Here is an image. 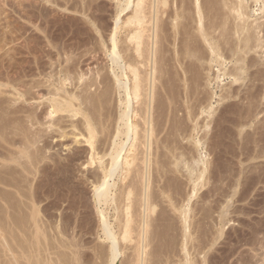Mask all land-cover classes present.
<instances>
[{"label": "bare ground", "instance_id": "obj_1", "mask_svg": "<svg viewBox=\"0 0 264 264\" xmlns=\"http://www.w3.org/2000/svg\"><path fill=\"white\" fill-rule=\"evenodd\" d=\"M31 1V0H30ZM39 1V0H38ZM48 1V0H47ZM51 0H49L48 2H50ZM60 2L62 1V0H59ZM64 1V0H63ZM72 1V0H71ZM70 1V2H71ZM74 1V0H73ZM72 1V2H73ZM76 1V0H75ZM74 1V2H75ZM80 1V0H79ZM85 1H88V0H84L83 2L85 3ZM97 2H98V0H96ZM101 1V0H100ZM100 1H99V3H100ZM114 2H116V3H113V4H115L114 6H115V11H114V13H111V14H114V16L112 15L111 17H113V27L112 28H110L111 29V32H110V30H109V32H107V33H109L110 35V41H111V45H112V47H111V50H109V48H108V50H107V52H109V58H110V61H111V72H109V73H111L112 74V78H113V80H110V79H108V81L110 80V81H112V83H111V85L109 86V82H107L106 80V75L108 74H106L105 75V78H101L100 77V72H98L99 70H100V67H98L99 68V70L97 71V70H95L94 72H98L99 73V75H97V73H94L93 74V72H91L90 74L89 73H87V75L89 74L90 76H91V74H93V76H95V78H93L92 79V77L91 78H89L88 77V79H87V77H86V80H84V77L86 76L85 74L86 73H84L83 74V72H82V70L83 69H80L81 70V72L82 73H80L79 71H72V70H75V69H77V68H75V69H70L71 67H72V65H70L71 67L69 68V69H67V65H63L62 64V66H65L66 67V71H64V72H60L61 70H59V73H62L60 76L58 75V74H56L54 71H55V69L54 68H56L55 66H58L59 64H56L55 66H52V69L50 70L49 69V67H48V72H47V74L45 73V72H43V73H41V74H43V76L42 75H40V76H42L43 78H44V75H47V78H46V82H49V84H46V86L45 85H43V84H40V85H37L38 83V81L36 80V82H35V80H32V82H34V84H36L35 85V88H38V86H41V85H43V86H45V87H47V89H46V91L45 92H40L41 90H43L42 88H44L43 86H42V88L40 87V91H39V89H36L37 91H35L34 93H32L31 92V88H29V89H31V90H29V89H25V87H26V85H27V83L29 82H31V81H28L27 83L26 82H24V85H22L21 83V85L18 83V82H16L17 80H19L20 78H18L17 76H19V75H16L14 78H12L13 80H11V77H13V76H11L10 75V77L8 76V72H9V70H8V66H10V65H8L7 67H4V70H0V243L2 242V243H4V245L6 246V248H7V250L8 251H10L12 254H13V257H11L12 258V260L9 258V260L7 259V261L4 263V264H42V262H44V261H42V260H46L45 258H47V255H46V257H44L43 255V259H42V257L39 259L38 257L39 256H41L40 254H42V253H40V251L41 252H43V250H42V248H41V241H40V237L38 236V234H39V231L37 230L38 228H41L40 226L42 225V222H43V220H42V217H43V219H45V218H47V217H49L50 215L49 214H51L52 212V210H50L51 209V207H50V209H45L46 211H48V210H50L49 211V216H46L45 218H44V215H42V217H41V215H40V213H42L41 211L43 210L44 211V208H45V203H44V205H42L43 206V209H40V207H39V203H40V206H41V204H43L41 201H43L42 199L43 198H41L42 197V195L45 193H51V195H52V193H55V194H57L58 193V195H61V197H62V195L63 196H65V199H66V197H67V200L65 201H63V199L62 198H64V197H62L61 198V200H62V202H64V204H65V202H66V204H65V206L67 205V206H69L67 203V201H68V198H70V195L71 194H73V193H71L72 192V190H74L75 188H77V186L74 188V187H72L71 185H69L68 183H70V182H73V181H71L70 179H72V176H71V174H72V172H71V169H73L74 167H73V164H75V163H72V161H78V164H75V165H79V163H80V165H79V168H80V166L81 167H83V168H93L94 170L93 171H90V174H89V176H90V178H91V182H90V184H91V186H93V198H94V202H95V204H97V205H99V209L98 208H96L97 209V217H98V224H99V227H100V230L102 231V236H103V241L106 243V245H105V247L104 248H106L105 250H102L103 249V247L102 248H100V252L99 251H97L98 252V254L96 255V251L94 250V251H92V252H95V255L98 257H96L97 259H103V263H102V260H100V263L101 264H118V262H120V258H119V256H120V254H122L121 252H123L122 251V249L124 248V249H126V244L128 245V248L130 249V255H129V258H128V262H129V264H155L154 262H152L151 263V260H154L155 259V261L156 260H158V261H156V264H158V263H164V264H208L210 261H212L213 259H214V256L212 257V260L210 259V261H208V258H209V256H208V254H209V250H205V249H210L214 244H215V242H216V240L219 238V236H221V233H222V229L224 228L223 227V223H227V222H225L226 220H225V216H226V211H225V209L227 208V205L228 204H226V208L225 207H220V208H218L219 209V215H218V221H219V225H221V228H220V230H219V235H218V232H217V234H216V232L215 233H212V235L210 236V234H208L207 233V235L206 234H204V235H206L207 237H208V235H209V237L207 238V237H205V236H202V235H198V234H196V232L198 233V231L200 230L201 231V228H202V231L201 232H203V233H205V232H207V228H206V231L204 230L205 228L204 227H202V225H201V228L199 229V222L201 221V220H199V222H198V219H197V222H198V224H197V226H195L194 227V225L197 223L196 222V219H194V217H192V219L193 220H195V222L194 221H192V222H194L195 224L193 225V223L189 220V218L191 219V213L190 212H192L193 213V211L194 210H197V209H195V207L193 208V206H194V203H192L193 204V206H191V208L193 209V211H192V209L190 208V205H189V203H190V197L188 196V195H185V197H184V194L183 195H181L180 194V192L181 191H179V189H178V187H180V185L178 186V185H176V183H172V182H170L169 181V179L170 178H174L175 177V175L177 174H175L173 171H171V169L169 168V167H171V166H174V167H172V168H174L175 169V171L177 170L178 171V173H180L181 172V168L180 167H182V165L180 166V164H183L184 165V167H186V171H187V173L185 174L186 175V180L188 181V183H191L192 185H193V187H191L192 188V191H193V193H195L194 191H196L195 190V187H197V183H198V181L202 178V176L204 175V173L206 172V171H208L209 173H211L212 171L211 170H213V168L211 169H209L208 170V162H207V159H206V162L207 163H205L204 162V158L202 159V158H200V156L198 157V158H195L194 156H191V155H193L192 153L191 154H189L190 153V150H189V148L187 147L186 149H188V150H183V149H181L182 147H180L179 146V144H178V137L177 138H175V140H174V144H172L171 142H170V140L173 138V137H171L172 136V131H174V134H175V131L176 132H179V129L181 128V129H183V127H184V129L185 130H187V128H185V126H182V124L181 125H179L178 123H177V120L178 119H180V117H178L177 115H178V111L179 110H181V109H179L177 106L178 105H180V104H178V105H175V102H180V101H175V102H173V99H175V98H173V99H171L172 98V96L174 95L173 93L175 92H171V90H172V88H174V84H172V86L173 87H171V90H170V84L172 83V80L173 81H175L173 78H172V75H171V79H169L170 77L168 76V75H170V74H168L169 73V70L171 69H167V71L165 72V71H163L165 74L163 75L162 74V72L160 71V67H159V65L157 64L159 61H162L163 62V58H167V56L169 57V59L167 58V61L169 60L170 61V56H171V54H169L168 55V50H170L169 48H168V45L166 44V43H163V44H166V46L167 47H164V48H161V49H164L165 50V48H166V51H167V56H165L164 54H163V58L161 59V57H160V59L161 60H156V54H157V52H156V47H157V45L158 46H160V43L158 44L157 42L159 41L158 40V38L157 37H159L158 35V30L160 31L161 29V25H160V27H158L159 25H158V23H157V19H158V16L160 17V15H163V14H165V13H167V14H165V16L167 15L168 17H169V21H171V23L170 24H172V26H173V28H175L172 32H175L176 33V31H178L179 30V25L180 24H178V22L180 21L179 19L180 18H182L183 16V14L184 13H182L184 10H185V8L186 7H184V6H187V4H183L184 3V1L185 0H180V3L179 4H177V2H176V4L173 6V8L169 11L168 10V12H166V6L168 5V0H113ZM203 0H195V1H192L193 2V7L192 8H194L195 10V12H194V14L196 13V17L195 16H193V14H191L190 12V14L192 15V17H194L193 18V25H192V27H193V29H196L197 31H198V33H199V35L197 34V32L196 31H194L193 29V31H191V28L192 27H190L191 26V24H189L190 26V31L192 32V33H196V36H198L197 38H195V37H193L192 39H198V42H202V43H200L201 44V46H202V44H203V47L205 46V48L204 49H206V50H204L202 47H200V48H202L204 51H205V53H204V51L202 52V51H200V48H199V46H198V49L196 48V46H194V44L192 43V42H197V41H195V39H194V41L192 40V42L191 41H189L188 39V41H186V36H185V34H184V32L186 33L187 31H185L186 29L184 28V26H182L181 25V27L182 28H184V29H182V32H180V31H178L177 33H183L184 35L182 36V34H176V35H180V36H182L183 37V41H182V45H184L183 44V42L185 43V45L181 48V50H180V48H177V51L175 52L176 54H177V58H176V60H177V62H175L176 60L175 59H173V61H174V66H176L175 65V63L177 64H180V66H178V67H176V68H178V69H180V70H183L184 69V73L186 74V86H184V84H183V82L181 81V83L183 84V86L186 88V91H185V94H183V95H185V97H186V99H185V97H184V99L183 100H187V102L189 101V100H192L193 101V106L192 105H188L189 103H186L185 101L183 102V103H186V104H184L185 106L186 105H188V108H187V110L189 109H191V107H193L192 109H199L198 108V106L200 105L199 103L201 102V109H200V113H203V112H207V111H209V112H207L206 114H212V111H211V109H212V102H211V100H212V98H213V96L214 95H216V93H210V96L209 95H207V96H209V97H207L206 99H205V96H203L204 97V99H203V97L201 96V98H200V95L202 94V92H203V95H204V91H202V90H199V88H197L196 89V87H197V84L199 83L198 82V79L199 78H197V71H199L198 70V68L196 67V63H194V62H197V66H198V63L201 61L202 63L207 59V61L211 64V63H213V62H217V64H224V62H223V60H226V58L227 57H234V56H236L235 58H234V62H233V65H235V67L234 66H232L233 67V69H228V71L229 72H224L227 76H229V77H231L230 79V81H231V84L232 83H241V85H239L240 87L244 84V81L246 82V78H247V75L249 74V73H247V71H249L248 69L250 68H253V67H256V66H258V64H261V66L264 64V0H220L221 1V3H218V2H220V1H218L217 2V0H215V2H213L212 0H204L203 2H202ZM214 3V5L216 4L217 5V3L218 4H222L220 7H224V10L226 9V7H227V13L225 12V11H223V13L225 12V14H226V16H227V18L224 16V14H223V16L221 15L222 14V12L220 13V12H218L219 11V8L217 7V6H215V7H217L218 8V13H220V18H219V22L221 23H219L218 21V23H216L215 24V21L213 20V21H211V19H210V21L211 22H209V17L208 16H210V18L211 17H213V15H211L212 14V12L210 11V10H215V12H214V16H217V14L218 13H216V9H214V8H211V3L212 2ZM29 2V1H28ZM60 2H56V5L58 4V3H60ZM66 2H67V0H66ZM65 2V3H66ZM68 3L69 5L71 4V3ZM77 2V1H76ZM75 2V3H76ZM88 2H90V5L92 6V3H91V1H88ZM88 2H86V6H90V5H88L89 3ZM93 2V1H92ZM191 2V3H192ZM248 2H250V3H248ZM1 3V2H0ZM7 3V2H6ZM40 3H41V1H40ZM63 4H64V6H65V3L64 2H62ZM62 3H61V6H59L60 8H62L63 6H62ZM75 3L73 4V5H75ZM78 4H79V2H77ZM81 3H82V0H81ZM94 3H95V0H94ZM93 3V4H94ZM102 4H103V2H101ZM101 3H100V7H101ZM213 3H212V5H213ZM10 4V3H9ZM45 4V3H44ZM47 4V3H46ZM50 4V3H49ZM51 4H53V2H51ZM78 4H77V6H78ZM112 4V3H111ZM112 4V5H113ZM250 4V5H249ZM8 5V4H7ZM27 5V4H26ZM33 5L34 4H32V7H33ZM55 5V4H54ZM58 5H60V4H58ZM67 5V4H66ZM68 5V6H69ZM72 5V4H71ZM71 5L69 6V7H71ZM72 5V6H73ZM85 5H80L81 6V8H83V6H85ZM95 5V4H94ZM94 5H93V12L96 10H94V8H99V5H98V3H97V5H98V7H96L97 5H95V7H94ZM106 5V4H105ZM111 5V6H112ZM184 5V6H183ZM213 5V6H214ZM251 5H252V7H251ZM18 6V5H17ZM20 6V5H19ZM22 6V5H21ZM25 6V5H24ZM24 6L23 7H21V8H24ZM31 6V5H30ZM76 6V7H77ZM85 6V7H86ZM90 6V7H91ZM104 6V5H103ZM172 6V5H171ZM207 6V7H206ZM212 6V7H213ZM219 6V5H218ZM2 7V6H1ZM28 7V6H27ZM34 7H36V6H34ZM38 8H41L40 7V5L39 6H37ZM37 7H36V9H37ZM44 7H45V5H44ZM67 7V6H66ZM65 7V8H66ZM68 7V8H69ZM90 7H89V9H90ZM254 7H256V9H254ZM31 8V7H30ZM42 8H43V6H42ZM41 8V9H42ZM64 8V10H67V8L65 9ZM72 8V7H71ZM71 8H69L70 10H71ZM112 8H114V7H112ZM168 8V7H167ZM209 8H211V9H209ZM15 9V8H14ZM19 9V8H18ZM46 9V8H45ZM48 9V8H47ZM68 9V10H69ZM73 9H74V7H73ZM72 9V10H73ZM79 9V8H78ZM89 9L86 7V11H89ZM100 9H105V7L104 8H100ZM188 9V8H187ZM220 9H222V8H220ZM4 10V9H3ZM24 10H25V8H24ZM24 10L22 9V11L21 12H23V13H26V12H24ZM33 10V9H32ZM40 10V9H39ZM44 10V9H43ZM69 10V11H70ZM77 9H75V11H76ZM79 10H81V9H79ZM79 10H77L76 11V13L78 14V12H79ZM91 9H90V11H92ZM99 9H97V11H98ZM102 10V11H103ZM107 10V9H106ZM209 10V11H208ZM212 10V11H213ZM255 10V11H254ZM28 11V10H27ZM41 11V10H40ZM39 11V12H40ZM47 11V10H46ZM53 11H54V9H53ZM56 11V10H55ZM84 11V10H83ZM108 12H109V9L107 10ZM192 11V10H191ZM205 11H207V12H209V14L210 15H206V13H205ZM221 11V10H220ZM251 11H253V12H255V16H253V19H250L251 18ZM258 11V13H256ZM37 12H38V9H37ZM44 12V13H43ZM41 11V13H43L44 15L46 14V15H49L48 14V12L50 13V10L47 12V13H45V10L44 11ZM58 12V11H57ZM66 12V11H65ZM85 12V11H84ZM101 12V11H100ZM110 12H111V10H110ZM109 12V13H110ZM186 12V11H185ZM211 12V13H210ZM56 13V12H55ZM54 13V15H56ZM60 12H58L57 14H59ZM75 13V12H74ZM79 13H82V12H79ZM92 13V12H91ZM187 13H188V11H187ZM193 13V12H192ZM215 13H216V15H215ZM30 13L28 12V15H29ZM32 14H33V17L34 18H36L35 16H34V13H31L30 15L32 16ZM43 14H40V15H42V18L40 17V19L41 20H43ZM52 14V13H51ZM63 14H64V12H63ZM97 14H98V18H99V11L97 12ZM104 14V13H103ZM229 14V15H228ZM25 15V14H24ZM46 15H45V17H46ZM53 15V14H52ZM60 15H62V14H59V15H57L58 17L60 16ZM66 15V14H65ZM84 15V14H83ZM88 16V14H87V12H85V16ZM91 15V14H90ZM94 16H95V13L93 14ZM100 15H102V14H100ZM191 15L189 16L190 18H192L191 17ZM205 15L208 17L207 18V20L208 21H206V17H205ZM219 15V14H218ZM22 16H23V14H22ZM38 16H39V14H38ZM69 16V15H68ZM72 16V15H71ZM164 16V15H163ZM162 16V17H163ZM164 16V17H165ZM185 16H187V15H184V18H185ZM223 18H225V20H220L222 17ZM231 17L232 18V20H233V27H231V26H229L227 23H229V21H227V19H228V17ZM25 17H27V16H25ZM32 17V18H33ZM49 17H52V16H49ZM62 17H64L63 15H62ZM62 17H60V18H62ZM67 17V16H66ZM91 17H93L92 15H91ZM90 17V18H91ZM110 17V16H109ZM109 17H106V18H109ZM110 17V18H111ZM164 17H163V19H164ZM167 17V18H168ZM188 17V16H187ZM188 17V18H189ZM229 17V19H231ZM24 18V17H23ZM47 18V17H46ZM60 18L57 20V22L58 21H61L60 20ZM74 18H77V16L76 17H74ZM89 18V19H90ZM94 18V17H93ZM98 18H96V19H98ZM187 18V19H188ZM188 19V20H190V22H192V20L191 19ZM215 20L217 19V18H215V17H213ZM212 18V19H213ZM30 19V18H29ZM28 19V20H29ZM45 19V18H44ZM47 19H49V18H47ZM52 20H53V18H51ZM50 19V20H51ZM54 19H55V17H54ZM62 19H66V18H62ZM72 19V18H71ZM105 19V18H104ZM186 19V18H185ZM26 20V19H25ZM35 20V19H34ZM40 20V21H41ZM64 20L62 21V22H64ZM67 20V21H66ZM65 21L66 22H68V19H66ZM70 20V19H69ZM74 20V19H73ZM80 20V19H79ZM91 20V19H90ZM188 20H186V22L188 21ZM22 21V20H21ZM44 21H46V19L44 20ZM54 21V20H53ZM80 21H82V20H80ZM100 21V20H99ZM105 21H107V20H105ZM222 21H224V22H222ZM27 22V21H26ZM25 22V23H26ZM46 22H49V20L48 21H46ZM56 22V21H55ZM66 22H64V24H67ZM71 22H73V26H74V24H75V22H76V19H75V22L74 21H72L71 20ZM78 22V21H77ZM76 22V23H77ZM84 22V21H83ZM83 22H80V23H83ZM92 22H93V19H92ZM159 22V21H158ZM189 22V21H188ZM207 22H209L208 24H207ZM214 22V23H213ZM30 23V22H29ZM50 23V22H49ZM54 23V22H53ZM88 23V22H87ZM95 23V22H94ZM104 23V22H103ZM181 23H184V21H182ZM18 24V23H17ZM24 24V23H23ZM46 24V23H45ZM60 24V23H59ZM58 24V25H59ZM63 24V25H64ZM70 24V23H69ZM72 24V23H71ZM83 24H86V23H83ZM111 24V23H110ZM164 24V23H163ZM228 26H227V25ZM33 25V24H32ZM38 25V24H37ZM48 25V24H47ZM46 25V26H47ZM50 25H51V23H50ZM55 25V24H54ZM57 25V24H56ZM61 25V24H60ZM68 25V24H67ZM67 25H64L63 27H66ZM79 24L77 23V26H78ZM87 25V24H86ZM99 25V24H98ZM105 25V24H104ZM158 25V26H157ZM188 26V24H185V27L187 28V26ZM18 26V25H17ZM53 26V25H52ZM72 26V25H71ZM70 27V28H72V30H70L71 32L73 31L74 32V30H79L78 28L77 29H74L73 30V28L74 27ZM80 26H81V24H80ZM79 26V27H80ZM171 26V27H172ZM179 26V27H178ZM226 26L227 27H229V30H233V33L232 32H230L229 30V32L231 33V35L232 34H234V35H237V37L235 38V40L237 39L238 41L236 42L232 37L234 36V35H232V36H229L228 38L230 39V37H231V41L230 40H228V38H226V32H228V31H226L227 29H226ZM49 27V26H48ZM56 27V26H55ZM59 27V26H58ZM61 27H62V25H61ZM75 27H76V24H75ZM85 27V26H84ZM87 27V26H86ZM101 27V26H100ZM105 27V26H104ZM165 27V26H164ZM181 27H180V30H181ZM230 27L232 28V29H230ZM13 28V27H12ZM36 28H37V26H36ZM67 28H68V30H69V27L67 26ZM82 28V27H81ZM99 28V27H98ZM102 28H103V25H102ZM167 28V27H166ZM38 29V28H37ZM56 30H57V28H55ZM59 29H60V27H59ZM64 29V28H63ZM66 29V28H65ZM83 29V28H82ZM189 29V28H188ZM20 30V29H19ZM48 30H50V29H48ZM48 30H46V31H48ZM52 30V29H51ZM51 30H50V32H51ZM100 30V29H99ZM98 29H97V31H99ZM165 30V29H164ZM176 30V31H175ZM184 30V31H183ZM219 30V34L218 35H216V31H218ZM42 31V30H41ZM44 31V30H43ZM54 31V30H53ZM53 31H52V34H53ZM82 30H80V32H81ZM85 30L83 29V31L82 32H84ZM88 32H89V29L87 30ZM104 31V30H103ZM169 31V30H168ZM16 32H18V31H16ZM62 32H63V30H62ZM67 32V31H66ZM72 32V33H73ZM80 32H78L79 33V35H80ZM86 32V31H85ZM105 32V31H104ZM103 32V33H104ZM171 32V31H170ZM189 32V31H188ZM191 32H189V34L191 35ZM22 33V32H21ZM20 33V34H21ZM57 32H55V34H56ZM69 33V32H68ZM78 33H77V35L76 36H78ZM98 33V32H97ZM121 33H122V35H124V37H123V40H122V38H119V34L121 35ZM161 33V32H160ZM169 33V32H168ZM167 33V34H168ZM215 33V34H214ZM48 34V33H47ZM63 34V33H62ZM76 34V33H75ZM74 34V35H75ZM81 34H83V33H81ZM89 34V33H88ZM163 34V33H162ZM165 34V33H164ZM173 34V33H172ZM187 34V33H186ZM188 34V35H189ZM229 33H227V35H228ZM70 35V34H69ZM72 35V34H71ZM84 35H86V33H84ZM83 35V36H84ZM92 34H90V36H91ZM103 35H105V34H103ZM121 35V36H122ZM170 35H171V33H170ZM169 35V36H170ZM174 35V34H173ZM172 35V36H173ZM195 35V34H194ZM230 35V34H229ZM82 36V35H81ZM87 36V35H86ZM99 36H101V35H99ZM108 36V37H109ZM168 36V35H167ZM175 36V35H174ZM185 36V37H184ZM192 36H193V34H192ZM191 36V37H192ZM56 37V36H55ZM102 37V36H101ZM107 37V36H106ZM163 37H166V35H164ZM178 38H179V36H177ZM190 36H188V38H189ZM190 37V38H191ZM60 38V37H59ZM74 38V37H73ZM78 38H80V37H78ZM86 38V37H85ZM88 39H89V37H87ZM92 38V37H91ZM90 38V39H91ZM93 38H95V37H93ZM172 38H176V36L175 37H172ZM172 38H171V40H172ZM201 40H200V39ZM77 39V38H76ZM102 39V38H101ZM121 39V40H120ZM165 39V38H164ZM184 39H185V41H184ZM223 39V42L221 41ZM232 39L236 42V43H234V42H232ZM91 40H93V39H91ZM108 40H109V38H108ZM163 40V39H162ZM177 40H179V42H180V39H177ZM200 40V41H199ZM226 41V43H225V41ZM65 41V40H64ZM80 41V40H79ZM87 41V40H86ZM99 41V40H98ZM97 41V42H98ZM122 41V42H121ZM167 41V40H166ZM174 42L176 41V40H173ZM173 41L171 42V43H173ZM227 41H230V42H232L231 44H229ZM120 42H121V44H120ZM179 42L177 41L176 43H178L177 45H179V47H180V44H179ZM77 43V42H76ZM99 43V42H98ZM176 43H174V46H176L177 47V45H175ZM223 43V44H222ZM224 43L229 47L228 48V52L226 51V49H227V47L225 48V50H223L224 48L223 47H225V45H224ZM69 44H71V43H69ZM101 44V43H100ZM197 43H195V45H196ZM229 44V45H228ZM58 45V44H57ZM94 45V44H93ZM103 45H105V42L103 41ZM103 45H101V46H103ZM173 45V44H172ZM181 45V46H182ZM224 45V46H223ZM66 46V45H65ZM75 46V45H74ZM165 46V45H164ZM173 46V47H174ZM58 47V46H57ZM108 47V46H107ZM107 47L105 48V49H107ZM176 47H175V49H174V51L176 50ZM101 48V47H100ZM104 48V47H103ZM167 48H168V50H167ZM73 49V48H72ZM77 49V48H76ZM171 50H173V49H171ZM171 50H170V52H171ZM63 51V50H62ZM73 51V50H72ZM105 51V50H104ZM123 51H124V57L126 58H124L125 59V61H124V59H123V54H121V52L123 53ZM128 51H131L130 53H132V54H130L129 52V54L127 53ZM158 51V50H157ZM160 51V50H159ZM174 51H172L173 52V54H175L174 53ZM179 51H181V52H179ZM199 51L201 52L200 54H199ZM224 51H226L227 53H228V56L226 57H224ZM68 52V51H67ZM162 52H164V51H162ZM161 52V53H162ZM169 52V53H170ZM224 52V53H223ZM251 52H253V54H258L257 56L258 57H256L255 58V56L254 57H250V58H248V59H250V62L248 63V59H246L247 57H248V55L247 54H249V56H251L250 54H251ZM59 53V52H58ZM105 53H106V51H105ZM160 53V54H161ZM202 53H204V54H202ZM231 55H230V54ZM240 53V54H239ZM66 54V53H65ZM173 54H172V56H173ZM202 54V55H201ZM206 54V55H205ZM127 55H130V58L128 59L127 57H129V56H126ZM230 55V56H229ZM157 56H159V54L157 55ZM175 57H176V55H174ZM174 56H173V58H174ZM172 58V57H171ZM225 58V59H224ZM252 58V59H251ZM72 59V58H71ZM195 59L196 60H198V61H195ZM204 59V60H203ZM228 59V58H227ZM164 61H166V59H164ZM166 61V62H167ZM169 61L167 62V65H169L170 63H169ZM75 62V61H74ZM161 62V63H162ZM166 62H164V64L166 63ZM170 62H172V60L170 61ZM208 62H206V63H203V64H207ZM230 62V61H229ZM71 63V62H70ZM169 63V64H168ZM201 63V64H202ZM208 63V65H209V67H210V64ZM226 63V62H225ZM160 64V63H159ZM200 64V63H199ZM247 64H249V65H247ZM43 65V64H42ZM41 65V66H42ZM45 65H47V64H45ZM52 65H54V64H52ZM61 65V64H60ZM59 65V66H60ZM68 65V66H69ZM99 65V64H98ZM195 65V66H194ZM221 65H220V67H221ZM6 66V65H5ZM12 66V65H11ZM20 66V65H19ZM18 66V68H21V67H19ZM25 66V65H24ZM23 66V67H24ZM35 66H37V64H35L34 65V67ZM38 66H40V65H38ZM37 66V67H38ZM50 66H51V64H50ZM73 66H74V64H73ZM78 65H76V67H77ZM165 66H166V64H165ZM170 66V65H169ZM182 66V67H181ZM193 66L194 67H196V73H195V71H193ZM202 67H203V65H201ZM206 66V65H205ZM260 66V65H259ZM2 67V68H1ZM16 67H17V64H16ZM29 67H31L32 68V65H30ZM43 68H44V66H42ZM41 67V68H42ZM46 67V66H45ZM54 67V68H53ZM82 67V66H81ZM105 67V66H104ZM161 67H162V65H161ZM167 67V66H166ZM179 67H181V68H179ZM26 68H27V66H26ZM31 68H27V70L29 69H31ZM36 68V67H35ZM34 68V69H35ZM40 68V69H41ZM42 68V69H43ZM64 68V67H63ZM79 68V67H78ZM95 68V67H94ZM107 67H105V69H106ZM163 68L165 69V67H164V65H163ZM169 68V67H168ZM174 68V67H173ZM183 68V69H182ZM211 68V67H210ZM219 68V67H218ZM0 69H3V66H1V64H0ZM7 69V70H6ZM16 69V68H15ZM38 70H39V67L37 68ZM46 69V68H45ZM53 69H54V71H53ZM58 68H56V70H57ZM60 69V68H59ZM102 69V68H101ZM117 69L119 70V71H117ZM175 69V68H174ZM173 69V70H174ZM178 69H176V71H178ZM200 69H202V68H200ZM256 69V70H255ZM254 70L255 71H253V72H255L256 73V76H254L251 72H250V74H252V76L251 77H254L253 78V80H252V78H251V80L252 81H257L258 79H259V74H260V72H258L259 70V68H255ZM261 69V68H260ZM18 70V69H17ZM25 70V71H24ZM24 70H21V69H19L18 71H23L22 73H24V72H26V74H27V72L28 71H26V69H24ZM36 71V72H41V70H39V71ZM46 70V71H47ZM63 70H65V69H63ZM79 70V69H78ZM89 70V69H88ZM104 70V69H103ZM172 70V71H173ZM179 70V71H180ZM205 70V69H204ZM207 70H208V72H209V69H208V67H207ZM231 70H233V71H231ZM30 71H33V69L32 70H30ZM42 71H44V70H42ZM49 71H53L54 72V75H56L57 77H54V75H52V74H50L49 73ZM84 71V70H83ZM89 71H92V69L91 70H89ZM88 71V72H89ZM171 71V72H172ZM176 71H175V73H176ZM178 71V72H179ZM196 74V76H194L193 77V72ZM216 71V70H215ZM218 71H219V69H218ZM262 71V70H261ZM264 71V70H263ZM263 71H262V73H263ZM11 72V71H10ZM21 72H19L20 73V75H21ZM74 72L76 73V72H78V76H76V74H75V77H74ZM159 72H161V73H159ZM177 72V73H178ZM181 72V71H180ZM203 72V71H202ZM201 72V73H202ZM213 72V71H212ZM221 72H223V71H221ZM45 73V74H44ZM58 73V72H57ZM104 73V72H103ZM173 73V72H172ZM174 73V74H175ZM177 73L175 74V75H177ZM189 73V74H188ZM190 73H192V75H190ZM261 73V74H262ZM15 74V73H14ZM17 74V73H16ZM26 74H24L25 76H26ZM29 74V73H28ZM40 74V73H39ZM159 74H162V77H163V80H161L162 79V77H161V75H160V77H159ZM168 74V75H167ZM188 74V75H187ZM194 74V75H195ZM208 74V73H207ZM222 74V73H221ZM221 74H220V76H221ZM224 74V75H225ZM23 75V74H22ZM21 75V80H22V78L23 77H25L24 75L22 76ZM36 74H34L33 73V76H35ZM103 76H104V74H102ZM180 74L178 73V76H179ZM181 75H182V72H181ZM198 75H200V73L198 74ZM205 75V74H204ZM29 75H27L26 77H28ZM31 76H32V74H31ZM30 76V77H31ZM84 76V77H83ZM100 78H99V77ZM102 76V77H103ZM177 76V77H178ZM249 76V75H248ZM38 77H39V75H38ZM108 77V76H107ZM110 77V76H109ZM108 77V78H109ZM174 77V76H173ZM180 77V79H181V76H179ZM184 77H185V75H184ZM200 77H201V75H200ZM264 77V75L263 76H261L260 78H262V79H264L263 78ZM39 78H41V77H39ZM98 78H99V80H98ZM161 78V79H160ZM197 78V79H196ZM205 78H207V77H205ZM216 78H217V76H216ZM218 78H219V76H218ZM221 78V77H220ZM42 79V78H41ZM106 79V80H105ZM176 79H178V78H176ZM184 79V78H183ZM183 79H181V80H183ZM203 79V78H202ZM201 79V80H202ZM262 79H260V81L262 80ZM16 80V81H15ZM89 82H88V81ZM160 80H161V83H162V86H163V89H164V91L162 90L161 91V89H160V91H161V93H163V92H165V93H163V96H165V94H166V96H165V98L168 100V99H170V101L172 100V102H167L168 103V105H167V103H165V100H163L162 98V96H161V100H163L162 102L164 103V104H166V105H163L162 106V108L161 107H157L159 104H161L162 102H161V100H159V98H158V101L160 102V103H157L158 101L156 100V92H157V90H159V89H156V88H160V87H157V84H158V81L160 82ZM40 81H42V80H39V82ZM43 81H45V80H43ZM79 82L80 83V81H82L83 83H81V85L80 84H77L76 82ZM84 81H86V82H84ZM169 81H171V83H169ZM177 81H180L179 79L177 80ZM207 81H209V79L207 80ZM218 81V80H217ZM263 81V80H262ZM262 81H261V83H260V86H262L261 84H262ZM21 82V81H20ZM68 82H69V84L71 85H74V83H76L77 85H75V86H73V88H75L76 90H71V88H69V87H67L68 86ZM197 82V83H196ZM247 82H248V80H247ZM246 82V83H247ZM249 82H250V79H249ZM22 83H23V81H22ZM29 83H28V85H29ZM42 83V82H41ZM160 83V84H161ZM174 83V82H173ZM180 83V82H179ZM178 83V84H179ZM202 83V82H201ZM207 83V82H206ZM211 82L209 81V84H210ZM254 83V82H253ZM251 84L252 86H250L249 85V87H247L248 89H247V92H246V97L244 98V99H246L247 100V106L246 105H244V107H243V111L241 110V112H238L237 113V115H238V119H237V116H235L234 115V113H236V111H238V109L237 108H242L240 105L236 108V104H235V102H233L234 104H235V109L234 108H232L231 109V111L233 110V112H231L232 114H231V116H234V117H236V118H234V117H232L233 119H234V122H232L233 121V119L231 118V122H232V125H235V127L234 128H238V129H235V130H239L237 133L239 134V133H241L240 131L243 129V128H245V126L247 125V124H249L251 121H255V118H257L256 116H259V114L257 115V109L259 108V104H257L258 105V108H257V105H256V103H259L258 102V100L259 99H257V97H258V88H260L257 84ZM31 84V83H30ZM33 84V83H32ZM31 84V85H32ZM33 84V85H34ZM182 84H180V85H178V86H180V87H182ZM196 84V85H195ZM247 84H249V83H247ZM264 84V83H263ZM30 85V86H31ZM71 85V86H72ZM79 85V86H78ZM93 85H95V86H97L98 87V89H99V87L102 89V91H100L99 90V93L96 91L95 92V89L97 88V87H95V89L94 90H92V91H94V93L93 92H90L91 91V87H93ZM101 85H102V87H101ZM159 85V84H158ZM208 85V84H207ZM233 85V84H232ZM254 85H256L257 86V88H256V90L254 89L255 87H254ZM30 86H27V87H30ZM161 86V87H162ZM175 86H177V83H176V85ZM196 86V87H195ZM198 86H199V84H198ZM230 86V85H229ZM239 86H237L236 88H238ZM248 86V85H247ZM264 86V85H263ZM32 87V86H31ZM34 87V86H33ZM32 87V88H33ZM180 87H176V89H178V88H180ZM183 87V88H184ZM202 87V86H201ZM204 87V86H203ZM225 87V86H224ZM254 87V88H253ZM35 88H33V90L35 89ZM69 88V89H68ZM111 88H116V93L118 94V98H117V100H116V105L118 106L117 108L119 109H114L113 107H114V105H111V103L108 101V99H110V98H105V95H106V93H107V96L111 93V91L113 92H115V90H111ZM185 88H184V90H185ZM221 88V87H220ZM250 88V89H249ZM44 89V90H45ZM78 89V90H77ZM90 89V90H89ZM97 89V90H98ZM155 89H156V91H155ZM202 89H205V88H202ZM239 89V88H238ZM238 89H235V88H228L227 90H225L224 89V92L222 93L221 91V94H218V96H219V99L220 100H226V99H231V98H234V97H237L240 93H241V95L240 96H242L243 94H242V92H243V90H241V92L239 93L238 91ZM254 89V92L252 91V90ZM180 90V89H179ZM223 90V89H222ZM261 90V89H260ZM160 91L158 92V93H160ZM170 91V92H169ZM178 90H176V92H177ZM201 91V92H200ZM211 91V90H210ZM113 92V93H114ZM184 92V91H183ZM115 93V94H116ZM161 93H160V95H161ZM172 93V94H171ZM209 93V92H208ZM36 94V95H35ZM38 94V95H37ZM205 94H207L206 92H205ZM212 94V95H211ZM259 94H260V92H259ZM159 95V94H158ZM168 95V96H167ZM179 95V97L182 95V93L180 94L179 93V91H178V94L176 93V96H178ZM104 96V97H103ZM106 96V97H107ZM110 97L112 96L111 94L109 95ZM108 96V97H109ZM116 96V95H115ZM245 95H243L242 97H244ZM260 96V95H259ZM158 97V96H157ZM174 97V96H173ZM182 97V98H183ZM263 97V96H262ZM261 97V98H262ZM38 99V101H40V104L39 103H37V104H39L40 106H42L41 105V103H43V102H46V103H44V104H47V105H45V107H42V109L40 108V106H38V107H36V103H35V107L33 106L34 104H32V103H30L29 101H33L34 99ZM164 98V99H165ZM177 98V97H176ZM218 98V97H217ZM240 98V97H239ZM112 99V98H111ZM204 100V102H203V100ZM214 99V98H213ZM243 99V98H242ZM256 99H257V101H256ZM176 100V99H175ZM219 100V101H220ZM111 101V100H110ZM216 101V100H215ZM218 101V100H217ZM235 101H239V99L238 100H235ZM264 101V100H263ZM30 103L31 104V106H29L28 104H26V106L24 105V104H22V103ZM36 102H37V100H36ZM189 102H191V101H189ZM221 102V101H220ZM222 102H224V101H222ZM226 102V101H225ZM113 103V102H112ZM172 103V105H170ZM176 103V104H177ZM182 103V104H183ZM229 103V102H228ZM239 103V102H238ZM158 104V105H157ZM195 104H197V105H195ZM218 104H219V102H218ZM232 104V103H231ZM231 104H230V108L231 107H233V105L234 104H232V106H231ZM241 104V103H240ZM243 104H245L244 103V101H243ZM261 104V103H260ZM194 105L195 106H197V108L195 107L194 108ZM226 105V104H225ZM224 105V107H226ZM238 105V104H237ZM160 106V105H159ZM165 106H167V108L165 107ZM181 106V105H180ZM247 107V109L246 110H244L246 107ZM116 107V106H115ZM157 107V108H156ZM182 107H183V105H182ZM187 107V106H186ZM190 107V108H189ZM227 107H228V105H227ZM155 108H156V111H155ZM160 109L161 111L162 110H164V108H166V109H169L170 108V110H171V112H169V115H170V113L171 114H173V112L174 111H176V115L175 114H173L174 116H175V120H174V116H172V115H170V116H172V118H173V120L178 124H176V123H173V124H171L172 122H174V121H171L172 120V118H169V115H167L168 116V118H169V121H168V119H166L167 118V116H165V112L166 111H168V110H166L165 109V111H164V113H162L161 111H159V112H161V113H158V114H155L156 112H158L157 111V109ZM178 108V109H177ZM184 109H186L185 107H183ZM239 108V109H240ZM262 108V107H261ZM37 109L39 110V109H41V111L39 110V112L37 111ZM225 109V108H224ZM223 109V110H224ZM114 110V111H113ZM183 110V109H182ZM181 110V111H182ZM195 110V111H196ZM227 110H229V109H227ZM259 110V109H258ZM180 111V112H181ZM184 111V110H183ZM192 111H194V110H192ZM198 111V110H197ZM196 111V112H197ZM220 111H221V109H220ZM240 111V110H239ZM259 111H261V110H259ZM186 112H190L189 114L191 115V111H186ZM211 112V113H210ZM229 111H228V113H230ZM166 113H168V112H166ZM199 113V114H200ZM221 113V112H220ZM164 114V115H163ZM187 113H185V115H186ZM193 114V113H192ZM183 115V114H182ZM184 115V116H185ZM190 115H186L187 117V119L189 118L188 116H190ZM222 115V114H221ZM228 115V114H227ZM230 115V114H229ZM229 115L227 116V117H229ZM176 116H177V118H176ZM180 116V115H179ZM192 116V115H191ZM194 116V115H193ZM199 116H201V115H199ZM211 116H213V115H211ZM218 116H220V115H218ZM223 116V115H222ZM182 117V116H181ZM195 117H196V115H195ZM225 117V116H224ZM227 117H225V118H227ZM262 117V116H261ZM65 118V119H64ZM67 118V119H66ZM183 118V117H182ZM181 118V119H182ZM193 119H194V117H192ZM209 118H211V117H209ZM230 118V117H229ZM228 118V119H229ZM64 119V120H63ZM171 119V120H170ZM180 119V120H181ZM184 119H185V117H184ZM184 119H182V121L180 122V123H182L183 121H184ZM190 120H191V117L189 118ZM192 119V120H193ZM200 119H202V118H200ZM199 119V120H200ZM208 119V118H207ZM213 118H211V120H212ZM214 119H216V118H214ZM213 119V120H214ZM222 119H223V117H222ZM228 119H225V121H229ZM262 119V118H261ZM66 120V121H65ZM165 120H166V123H165ZM196 120V119H195ZM211 120H209V122L211 121ZM217 120V119H216ZM216 120H214V121H216ZM235 120H237V121H235ZM258 120V119H257ZM256 120V121H257ZM171 121V123L169 124V122ZM219 121V120H218ZM218 121H216L215 123H217L218 125H219V123H218ZM255 121V122H256ZM263 121V120H262ZM69 123V125H67V126H70L69 128H71L70 129V131H71V134L74 136V141L75 142H77V143H84V153H82V154H84V156H85V158H84V156H82V154L80 153V151L78 152V153H74V154H72L71 156L70 155H68L67 157L68 158H60L59 156H61V155H58V157L56 158H54L53 157V155H55V154H58L57 153V151H59L58 149H60V148H58L57 149V151H53V147L50 145L53 141L51 140H49L50 141V143L48 144V143H46V141H47V139L46 138H49V131H50V128L52 127V126H58V129H57V131H61L62 129H64V128H62V126H61V124L62 123ZM192 122V121H191ZM213 122V121H212ZM224 122V121H223ZM63 123V124H64ZM167 123L169 124V125H167ZM190 123V122H189ZM193 123V122H192ZM195 123H197V122H195ZM201 122H199V124H200ZM222 123V122H221ZM220 123V124H221ZM227 123H229L230 124V122H227ZM234 123V124H233ZM254 123V122H253ZM184 124V123H183ZM198 124V123H197ZM223 124V123H222ZM228 124V125H229ZM255 124V123H254ZM263 123H261V125H260V127L262 128V126H264V124L262 125ZM167 125V126H166ZM175 125V126H174ZM178 126V128H177V126ZM187 125V124H186ZM191 125V124H190ZM194 125L195 126H197L196 124H193V127H194ZM203 125V124H202ZM214 125H216V124H214ZM217 125V126H218ZM227 125V124H226ZM250 125V124H249ZM249 125L247 126V127H249ZM256 125V124H255ZM258 125V124H257ZM256 125V126H257ZM179 126H180V128H179ZM182 126V127H181ZM204 126V125H203ZM206 126V125H205ZM208 126V125H207ZM206 126V127H207ZM220 126V125H219ZM251 126H254V125H250V127ZM255 126V127H256ZM54 127V128H55ZM167 127V128H166ZM198 127V126H197ZM200 127V126H199ZM215 127V126H214ZM222 127H223V125H222ZM222 127H220V128H222ZM227 127V126H226ZM254 127V128H255ZM260 127H258L259 129V131H260ZM53 128V129H54ZM57 128V127H56ZM55 128V129H56ZM59 128H60V130H59ZM62 128V129H61ZM178 129V131L177 130H175V129ZM203 128V127H202ZM208 128V127H207ZM213 128V127H212ZM216 128V127H215ZM231 128H232V126H231ZM230 128V129H231ZM253 128V129H254ZM52 129V130H53ZM165 129H166V131H165ZM174 129V130H173ZM181 129H180V132H181ZM189 129V128H188ZM191 129V130H190ZM189 130L192 132V127L190 128ZM196 128H194L193 130H195ZM217 129H219L218 127H217ZM217 129H215V130H217ZM222 129H224V128H222ZM227 129V128H226ZM233 129V128H232ZM252 129V130H253ZM256 129V128H255ZM254 129V130H255ZM263 129H264V127H263ZM51 130V131H52ZM185 130H184V132L183 133H185ZM198 130V129H197ZM211 130L212 129H210V132H211ZM214 130V131H215ZM243 130H245V129H243ZM246 130H248V129H246ZM251 130V131H252ZM254 130H253V132H254ZM262 130V129H261ZM163 131H165L166 132V134H164L163 133ZM183 131V130H182ZM208 131V130H207ZM218 131V130H217ZM216 131V132H217ZM230 131V130H229ZM232 131V130H231ZM249 131V130H248ZM256 131V130H255ZM263 131V130H262ZM63 132H64V130H63ZM67 132V131H66ZM200 132V131H199ZM209 132V131H208ZM233 132H234V130H233ZM243 132V131H242ZM253 132H252V134H253ZM51 133V132H50ZM56 133V132H55ZM161 133H163V134H161ZM182 133V132H181ZM181 133H178V134H180L181 135ZM187 133V132H186ZM185 133V134H186ZM194 133V132H193ZM214 133V132H213ZM213 133H210V135H211V137H212V134ZM223 134H225L224 132H222ZM255 133V132H254ZM261 133V135H263L264 133L263 132H260ZM263 133V134H262ZM57 134V133H56ZM65 134L66 133H60V135L59 136H61V137H64L65 136ZM171 134V138L170 137H168V135H170ZM173 134V135H174ZM229 134H232L231 132H229ZM236 134V133H235ZM258 134H259V132H258ZM51 135H52V133H51ZM50 135V136H51ZM160 135H163L162 137L160 136ZM164 135H166V136H164ZM175 135H177V133L175 134ZM174 135V136H175ZM179 135V136H180ZM190 135V134H189ZM202 135H203V133H202ZM205 135H206V133H205ZM204 135V136H205ZM209 135V134H208ZM222 135V134H221ZM227 135V134H226ZM234 135V134H233ZM241 135V134H240ZM239 135V139L241 138V136ZM255 136L257 135L256 133L254 134ZM178 136V135H177ZM183 136H185V135H183ZM190 136H192V135H190ZM190 136H189V138H190ZM216 136V135H215ZM236 136V135H235ZM246 136H248L247 135V133H246V135L245 136H242V137H246ZM255 136H254V138H255ZM264 136V135H263ZM263 136H261V138H263ZM169 139L170 138V140H168L171 144L169 145V142L166 140L167 138ZM198 137V136H197ZM196 137V138H197ZM206 137V136H205ZM218 137V136H217ZM238 137V136H237ZM258 137H260V135L258 136ZM257 137V138H258ZM52 138V137H51ZM54 138V137H53ZM52 138V139H53ZM191 138H193V137H191ZM207 138V137H206ZM212 138H214V137H212ZM222 138H223V136H222ZM226 138H228V137H226ZM248 138V137H247ZM246 138V139H247ZM256 138V139H257ZM45 139H46V141H45ZM174 139V138H173ZM208 139L209 138H207L206 140L208 141ZM215 139V138H214ZM229 139V138H228ZM232 139V138H231ZM238 139V140H239ZM243 139V138H242ZM56 140V139H55ZM55 140H54V142H55ZM194 140V139H193ZM196 140V139H195ZM205 140V141H206ZM230 140V139H229ZM241 140V139H240ZM249 140V139H248ZM247 140V141H248ZM251 140V139H250ZM261 140V139H260ZM48 141V142H49ZM175 141H177L176 143L178 144V145H176L175 144ZM192 141V140H191ZM201 140L199 139V137H198V140H196V141H193V143H195V144H192V145H194L195 147H196V145H200L201 144V142H200ZM209 141H212V140H209ZM220 141V140H219ZM223 141V140H222ZM232 141V140H231ZM234 141V140H233ZM232 141V142H233ZM244 141V140H243ZM257 141H258V139H257ZM256 141V142H257ZM261 141H263V140H261ZM260 141V142H261ZM214 142H216V140L214 141ZM213 142V143H214ZM228 143H229V141H227ZM252 142H254V140L252 139V141H251V143ZM256 142H254V145H255V150H256V153H258V155H257V157H258V160H259V158H261V159H263L264 160V146H262V145H260L261 143L259 142H257L260 146H261V148L260 147H258L257 146V143ZM264 142V141H263ZM57 143V142H56ZM191 143V142H190ZM204 143V142H203ZM206 143V142H205ZM204 143V144H205ZM208 143V142H207ZM213 143H210V144H213ZM231 143V142H230ZM248 143V142H247ZM250 143V144H251ZM204 144H203V146H204ZM209 144V145H210ZM215 144V143H214ZM224 144V143H223ZM232 144V143H231ZM237 144H238V142H237ZM236 144V145H237ZM244 144V143H243ZM243 144H241V145H243ZM253 144V143H252ZM263 144V143H262ZM181 145V144H180ZM207 145V147L209 146L208 144H206ZM236 145H234V147L236 146ZM249 145V144H248ZM247 145V146H248ZM179 146V147H178ZM202 146V145H201ZM201 146H198V147H201ZM212 146V145H211ZM219 146H222V145H219ZM226 146H227V144H226ZM238 146H240V144H238ZM246 146V147H247ZM251 146V145H250ZM256 146H257V148H256ZM242 147L243 146H241V149H242ZM202 148V147H201ZM206 148V147H205ZM225 148V147H224ZM227 148H230V147H227ZM237 148H239L240 149V147H236V149L235 150H237ZM245 148V147H244ZM244 148H243V150H244ZM248 148L249 149H251V147H249L248 146ZM247 148V149H248ZM258 148H259V150H258ZM83 149V148H82ZM166 150V151H164L165 153L166 152H168V153H170V154H168L167 153V155L164 157L163 156V154H164V152H161L162 150ZM185 149V148H184ZM197 149V148H196ZM208 149V148H207ZM220 149V148H219ZM232 149V148H231ZM231 149H228L229 150V152H232L231 151ZM180 150H183V151H180ZM194 150V149H193ZM199 150V149H198ZM210 150V149H209ZM209 150L207 151V153L209 152ZM214 150H215V148H214ZM214 150H213V152L212 153H216V151L218 150H216L215 152H214ZM227 150V151H228ZM255 150H252V152H249L250 154H252V153H254V155H256V153L254 152ZM188 151V152H187ZM219 151V150H218ZM224 151H225V149H224ZM238 152H236V153H241V154H243V151L241 152V151H239V150H237ZM246 151V149L244 150V152ZM258 151V152H257ZM60 152V151H59ZM193 152V151H192ZM196 152V151H195ZM235 152V151H234ZM231 153V155L232 154H234L235 155V153ZM206 153V154H207ZM210 153V152H209ZM220 153H222V151L220 152ZM227 153V152H226ZM239 153V154H240ZM247 153H248V151H247ZM60 154V153H59ZM195 154V153H194ZM197 154H198V152H197ZM217 154H218V152H217ZM237 155V157L238 156H243V155ZM249 154V155H250ZM165 155V154H164ZM170 155V156H169ZM199 155V154H198ZM205 155V154H204ZM209 154H207V155H205L204 157H207ZM214 155V158H215V155L216 154H213ZM219 155V154H218ZM223 155V154H222ZM225 155V154H224ZM247 156H246V158L245 159H247V160H254V158H250L249 157V155L248 154H246ZM191 156V157H190ZM202 156V155H201ZM220 156V155H219ZM226 156V155H225ZM253 156V155H252ZM83 157V159H81ZM166 157H168L167 159H168V161L169 160H171V163H172V165L170 164V161L169 162H167V159H166ZM187 157H189V158H187ZM213 157V156H212ZM248 157V158H247ZM253 157H255V156H253ZM165 158V159H164ZM214 158H211V160L213 159L214 160ZM220 158V160L221 159H224V158H222V157H219ZM219 158H217L216 157V159L217 160H219ZM241 158V157H240ZM208 159H209V157H208ZM227 159V158H226ZM235 159H237V158H235ZM235 159H232V160H235ZM81 160V162H79ZM83 160V161H82ZM209 161V162H213V161ZM219 160V161H220ZM225 160V159H224ZM238 160V159H237ZM236 160V161H237ZM50 161H52L53 162V164H50L51 162ZM215 161V160H214ZM226 161V160H225ZM228 161V160H227ZM230 161V160H229ZM239 161V160H238ZM216 162V164H213V163H215ZM215 162H213L212 164H210V166H212V165H217V162L218 161H215ZM230 162H232V161H230ZM241 162H243V159H242V161ZM260 162V161H259ZM258 162V163H259ZM225 163V162H224ZM229 162H227V164H228ZM234 163V162H233ZM237 163V162H236ZM240 163V162H239ZM261 165H260V168H261V170H262V173H264V162L263 161H261ZM199 164H201L202 165V167H200V169H199ZM222 164V163H221ZM238 164V163H237ZM241 164V163H240ZM239 164V165H240ZM260 164V163H259ZM74 165V166H75ZM170 165V166H169ZM241 165H243V163L241 164ZM240 165V166H241ZM256 165V164H255ZM198 166V167H197ZM219 165H217V168H219L218 167ZM226 166V165H225ZM228 166V165H227ZM259 166V165H258ZM73 167V168H72ZM75 167H78V166H75ZM246 167V166H245ZM223 169H224V166L222 167ZM228 168V167H227ZM243 168V167H242ZM76 169V168H75ZM74 169V170H75ZM82 168H80V170H81ZM216 169V168H215ZM230 169V168H229ZM259 169V168H258ZM74 170H72V171H74ZM78 170V169H77ZM173 170V169H172ZM232 170V169H231ZM234 170V169H233ZM252 170V169H251ZM260 170V169H259ZM259 170H257L258 172H259ZM176 171V172H177ZM215 171L216 170H214V173H215ZM220 171V170H219ZM225 171V170H224ZM244 171V170H243ZM249 171V170H248ZM248 171H246V172H248ZM169 172H171L172 174L174 173V177L172 176V174L171 173H169ZM208 172H207V174H208ZM252 172V171H251ZM256 172V171H255ZM87 173V172H86ZM216 173H218V171L216 172ZM225 173H227V170L225 171ZM240 173H241V171H240ZM262 173H260L259 172V174H261V177H263L264 178V174H262ZM171 174V176H169ZM219 174H220V172H219ZM73 175V174H72ZM86 175V174H85ZM184 174H183V176H185ZM210 175V174H209ZM208 175V176H209ZM235 175V174H234ZM238 175L240 176V174L238 173ZM242 175H244V174H242ZM81 176V175H80ZM79 176V177H80ZM214 176H216V175H214ZM218 177H219V175H217ZM226 176H227V174H226ZM225 176V177H226ZM257 176H259V175H257ZM256 176V177H257ZM87 177V176H86ZM210 177V176H209ZM209 177H207L208 179L207 180H210V178ZM211 177H213L212 175H211ZM234 177V176H233ZM232 177V178H233ZM235 177H237L236 175H235ZM260 177V176H259ZM73 178H75V177H73ZM81 178V177H80ZM80 178H79V180H80ZM85 178V177H84ZM89 178V177H88ZM89 178V179H90ZM216 179H217V177H215ZM223 178V177H222ZM229 178H230V176H229ZM239 178H241V177H238V179ZM261 179V181L260 182H264V179ZM88 179V180H89ZM175 179V178H174ZM224 179V178H223ZM234 179V178H233ZM236 179V178H235ZM237 179V180H238ZM73 180V179H72ZM78 180V181H79ZM176 180V179H175ZM174 180V181H175ZM185 180V181H186ZM206 180V179H205ZM225 180V179H224ZM231 180V179H230ZM244 180V179H243ZM90 181V180H89ZM202 181H204V179L202 180ZM240 181V180H239ZM76 182V181H75ZM210 182V181H209ZM215 182V181H214ZM225 182V181H224ZM231 182V181H230ZM233 182V181H232ZM78 183V182H77ZM80 183H82V182H80ZM84 183V182H83ZM154 183H156V185H157V187H158V191H155V190H153V188H152V186H154L155 184ZM185 183V182H184ZM187 183V184H188ZM205 183V182H204ZM227 183H228V180H227ZM234 183H235V181H234ZM233 183V184H234ZM67 184L69 185L68 186V188H67ZM71 184V183H70ZM79 184V183H78ZM78 184H76V185H78ZM154 184V185H153ZM186 184V183H185ZM199 184V183H198ZM203 184V183H202ZM206 184H207V182H206ZM211 184V183H210ZM214 184V183H213ZM215 184H217V182L215 183ZM214 184V185H215ZM218 184H219V182H218ZM229 184V183H228ZM227 184V185H228ZM232 184V183H231ZM230 184V185H231ZM238 184H240V183H238V181L236 182V184H234V186L233 185H231V187L233 186V193H234V191H235V189H237V187H236V185H238ZM241 184H243V182L241 183ZM248 184V183H247ZM246 184V185H247ZM155 185V186H156ZM201 185V184H200ZM221 185V184H220ZM226 185V184H225ZM226 185V186H227ZM251 185V184H250ZM211 186H212V184H211ZM210 186V187H211ZM241 186V185H240ZM70 187V188H69ZM230 187V188H231ZM236 187V188H235ZM246 187H248V186H246ZM78 188H80L79 186H78ZM77 188V191L79 190L80 191V189H78ZM190 188V187H189ZM208 188H209V186H208ZM214 188V187H213ZM213 188H212V190H213ZM215 188H217V187H215ZM218 188H219V186H218ZM220 188H221V186H220ZM219 188V189H220ZM239 188H241V187H239ZM245 188V187H244ZM253 188V187H252ZM72 189V190H71ZM180 189H181V187H180ZM223 189V188H222ZM222 189H220V194H221V190ZM225 189V188H224ZM232 189V188H231ZM248 189V191H249V188H247ZM68 190L70 191V192H68ZM208 190H210V188L208 189ZM215 190V189H214ZM213 190V191H214ZM242 191L244 190V189H241ZM75 191V190H74ZM73 191V192H74ZM76 191V192H77ZM78 191V192H79ZM82 191V190H81ZM190 191V190H189ZM228 191V190H227ZM237 191H239V190H237ZM260 191V190H259ZM67 193V195H64V194H66ZM77 192V193H78ZM157 192H159L160 193V195H163L164 196V198H165V200H168V203L169 204H166V205H169V206H171V209H173V211L175 210L176 212H177V214L179 213L180 215H178V216H180L179 218L180 219H178V218H176V219H178V220H181V221H183V223H182V226L181 225H179L180 227H182V228H180V227H177L178 229L180 228V230H182V233L180 234L181 235V240L180 239H178L177 238V235H178V231H180V230H178L177 231V229H176V225L178 224H176V223H174V224H176L174 227H173V224H172V220H173V217L172 216H170L171 214L170 213H168V214H170L169 216H168V214H166V212H165V210L163 211V210H161L160 209V212H157L156 211V208H157V206H158V203L161 201V198H163V196L162 197H160L159 195H158V193ZM205 192V191H204ZM231 192V191H230ZM236 192V191H235ZM244 192V191H243ZM242 192V193H243ZM245 192H246V190H245ZM261 192V191H260ZM69 193H71V194H69ZM183 193V192H182ZM192 193V192H191ZM197 193V192H196ZM210 193V192H209ZM222 193H223V190H222ZM226 193V192H225ZM224 193V194H225ZM233 193H231L232 195H233ZM241 193V191H240V194H242ZM257 193V192H256ZM255 193V194H256ZM44 194V195H45ZM49 194H48V196H49ZM69 194V195H68ZM78 194H80V193H78ZM187 194H189V193H187ZM208 194V193H207ZM216 194V193H215ZM230 194V193H229ZM235 194V193H234ZM244 194V193H243ZM43 195V197L44 198H46V195L44 196ZM74 195H75V193H74ZM73 195V196H74ZM82 195H83V193H82ZM82 195H80V196H82ZM190 196L192 195V194H189ZM194 195V194H193ZM203 195V194H202ZM219 195V194H218ZM247 195V194H246ZM246 195H243L244 197L246 196ZM54 196V195H53ZM160 197V199H158L159 197ZM186 196H188V197H186ZM201 196V195H200ZM204 196V195H203ZM207 196H209V195H207ZM206 196V197H207ZM240 196V195H239ZM264 196V195H263ZM263 196H262V198H263ZM57 197V196H56ZM206 197H205V200H206ZM212 197V196H211ZM241 197V196H240ZM53 198V197H52ZM58 198V199H57ZM56 199H57V201L58 200H60L59 199V196L57 197ZM71 198H73L72 196H71ZM78 198L79 197H77V200H78ZM81 198V197H80ZM79 198V199H80ZM82 198H83V196H82ZM85 198V197H84ZM204 198V197H203ZM209 198V197H208ZM231 198V197H230ZM242 199H245V198H243V197H241ZM262 198H261V200H262ZM41 199V201H39ZM46 199H48V200H50L51 198H46ZM240 199V198H239ZM264 199V198H263ZM45 200V199H44ZM47 200V201H48ZM52 200V199H51ZM60 200V201H61ZM165 200H163V201H165ZM212 200H215V199H213L212 198ZM211 200V201H212ZM231 200V199H230ZM254 200H256V199H254ZM73 202H74V204H76V201H74V200H72ZM81 201V199L79 200V202ZM223 201V200H222ZM236 201V200H235ZM263 201V200H262ZM45 202V201H44ZM49 202V201H48ZM70 202H71V199H70ZM167 202V201H166ZM232 202V201H231ZM256 202V201H255ZM51 205H52V208H53V206H55V201L53 200L52 202L50 201L49 202ZM49 203H48V205H49ZM57 203V202H56ZM87 203V202H86ZM162 203V202H161ZM196 203V202H195ZM223 203H224V201H223ZM228 203V202H227ZM259 203H261V202H259ZM264 203V202H263ZM58 204V203H57ZM60 204H62V203H60ZM60 204H58L59 206H60ZM74 204H72V205H74ZM80 204H81V202H80ZM79 204V205H80ZM82 204H85V201L84 202H82ZM208 204V203H207ZM209 204H210V202H209ZM216 204V203H215ZM219 204V203H218ZM46 205H47V203H46ZM48 205L46 206V208H48ZM72 205H70V206H72ZM88 205V204H87ZM97 205H96V207H97ZM165 205V204H164ZM188 205H189V208H188ZM262 205V204H261ZM64 206V207H65ZM69 206V207H70ZM202 206V205H201ZM200 206V207H201ZM224 206V205H223ZM229 206V205H228ZM68 207V208H69ZM75 207V206H74ZM83 207V206H82ZM88 207V206H87ZM95 207V206H94ZM111 207V209H113V211H114V217H113V219H114V223H111V221H110V215L107 213V211H108V209ZM209 207L211 208V205H209ZM218 207H219V205H218ZM237 207V206H236ZM42 208V207H41ZM57 209L56 210H59L60 211V208L58 209V206L56 207ZM63 208V207H62ZM72 208H73V206H72ZM163 208V207H162ZM165 208V207H164ZM169 208V207H168ZM203 208V207H202ZM214 208H215V206H214ZM213 208V209H214ZM240 208V207H239ZM262 208V207H261ZM54 209V208H53ZM70 209V208H69ZM75 209V208H74ZM77 209V208H76ZM83 209V208H82ZM81 209V210H82ZM166 209V208H165ZM170 209V208H169ZM206 209V208H205ZM204 209V210H205ZM216 209V208H215ZM214 209V210H215ZM236 209V208H235ZM63 210V209H62ZM65 210V209H64ZM200 210V209H199ZM207 210V209H206ZM205 210V211H206ZM227 210V209H226ZM46 211H44V212H46ZM80 211V210H79ZM86 211V210H85ZM84 211V212H85ZM158 211H159V209H158ZM167 211V210H166ZM188 211H190L189 213H188ZM198 211V210H197ZM205 211H204V214H205ZM217 211V210H216ZM215 211V212H216ZM235 211H237V210H235ZM239 211V210H238ZM51 212V213H50ZM54 212V211H53ZM56 212H58V211H56ZM81 212V211H80ZM163 212V213H162ZM164 212H165V214H166V217L168 216V218H166L165 217V215H162V214H164ZM195 212V211H194ZM48 213V212H47ZM46 213V214H47ZM62 214L61 215H63V211L61 212ZM76 213H77V211H76ZM83 213V212H82ZM86 213V212H85ZM85 213H84V215L83 216H85ZM171 213H173L172 211H171ZM195 213H199V212H195ZM211 213V212H210ZM263 213V212H262ZM57 214V213H56ZM60 214V213H59ZM64 214L66 215V213L64 212ZM87 214V213H86ZM206 214H208L207 213V211H206ZM52 215H55V214H53L52 213ZM161 215L163 216V217H165V220H163V219H161L162 217H161ZM173 215V214H172ZM193 215H196V214H194L193 213ZM57 216V215H56ZM59 216V215H58ZM72 216V215H71ZM71 216H68V218L66 217L65 218V216H64V219H66L67 221L65 222V221H63L62 223H67V222H69L70 220H68L69 219V217L71 218ZM81 216V218L80 219H82V215H80ZM79 216V217H80ZM177 216V215H176ZM208 216V215H207ZM51 217V216H50ZM50 217H49V219L48 220H50ZM61 216H59L58 218H60ZM172 217V218H171ZM200 217V216H199ZM264 217V216H263ZM85 218V217H84ZM172 220H171V219ZM206 218V217H205ZM209 218V217H208ZM216 218V217H215ZM46 219V220H47ZM54 219H55V217H54ZM53 219V220H54ZM76 219H78V217L76 218ZM79 219V220H80ZM86 219V218H85ZM191 219V220H192ZM203 219L204 218H202V221H203ZM46 220H44V222H46ZM47 220V222H51V221H48ZM59 220H61V219H59ZM63 220V219H62ZM61 220V221H62ZM72 220V219H71ZM214 220H217V219H214ZM228 220V219H227ZM88 221V220H87ZM165 221V222H164ZM71 222V221H70ZM94 222V221H93ZM92 222V223H93ZM174 222H177V220L176 221H174ZM207 221H205V223H206ZM259 222V221H258ZM263 222V221H262ZM59 223H61L60 221H58V220H54L53 221V224L54 225H52L51 227H53L54 226V231H55V227L56 226H58L59 228L61 227L60 225H59ZM61 223V225H63ZM85 223V222H84ZM88 223V222H87ZM181 223V222H180ZM191 223H192V226L197 230V228H198V230L197 231H194V230H192V228H191ZM204 223V222H203ZM210 223V222H209ZM46 224V223H45ZM45 224H43V225H45ZM64 224V225H65ZM72 224V223H71ZM70 224V225H71ZM77 224V223H76ZM97 224V225H98ZM201 224V223H200ZM262 225H263V223H261ZM48 225H51L50 223H47L46 224V226H48ZM69 225V226H70ZM88 226H89V224H87ZM207 225V224H206ZM210 225V224H209ZM244 225V224H243ZM242 225V226H243ZM38 227L37 229H36V232H34L33 233V237H34V241H36L37 240V242H35L34 243V241H33V246L31 245V242L32 241H30V239H29V242H30V244L28 243L27 244V246L28 247H25L26 246V244L25 243H27L28 241L27 240H25V239H23V238H25L26 236V238H28V235H26V233H24V235H26L25 237H23V236H18V237H16V234L14 235V233L13 234H11V232H14L15 231V229H19V233H20V229H22L21 230V232L25 229V232L26 231H28L27 229L29 228V227ZM69 226H67V227H69ZM77 226V225H76ZM84 226V225H83ZM247 226V225H246ZM249 226V225H248ZM250 226H251V224H250ZM256 226V225H255ZM24 227H26V228H24ZM66 226H64V228H65ZM98 227V226H97ZM253 227H254V225H253ZM264 227V226H263ZM262 227V228H263ZM12 228H14V229H12ZM24 228V229H23ZM43 228H45L46 229V227H43ZM48 228V227H47ZM57 228V227H56ZM62 228V227H61ZM64 228H62L60 231L58 230V229H56V231L58 230L59 231V234H61L60 232H63L64 233V231H65V229ZM117 228V229H116ZM190 228H191V230H190ZM204 228V229H203ZM211 228V227H210ZM256 228H257V226H256ZM261 228V229H262ZM4 229V230H3ZM11 229H12V231H11ZM48 229H50V228H48ZM64 229V231H62ZM68 229V228H67ZM70 229V228H69ZM73 229V228H72ZM259 229H260V227H259ZM30 230V229H29ZM204 230V231H203ZM255 230V229H254ZM257 230V229H256ZM264 230V229H263ZM7 231V234L5 233V232ZM35 231V230H34ZM58 231H57V233H58ZM177 231V235L175 236V235H173V236H175L174 238H173V236H172V233H174V232H176ZM194 231V232H193ZM213 231V230H212ZM217 231V230H216ZM30 233H31V230L29 231ZM46 232V231H45ZM181 232V231H180ZM251 232H252V230H251ZM22 233V234H23ZM28 233V232H27ZM197 235V237L199 236V237H205V239L207 238V240H203L204 238H202V239H200L199 241H201V240H203V242L204 243H202V241H201V243L197 240V244H196V235ZM247 233V232H246ZM250 233V232H249ZM263 233V232H262ZM22 234H20V235H22ZM40 234H42L41 233V231H40ZM65 234H67V231H66V233ZM65 234H64V236H65ZM69 234V233H68ZM96 234V233H95ZM171 234V235H170ZM175 234V233H174ZM215 234H216V236H215ZM253 234V233H252ZM251 234V235H252ZM11 235H14L16 238H13V240L11 239L12 238V236ZM52 235V234H51ZM62 235V234H61ZM193 235H195V236H193ZM215 237H214V236ZM218 235V236H217ZM13 236V237H14ZM45 236H47V235H45ZM43 237V238H46V237ZM53 236H56V234L55 235H53ZM63 236V235H62ZM70 236V235H69ZM169 236H172V237H169ZM254 236V235H253ZM261 236V235H260ZM30 237L32 238V236H31V234H30ZM50 237V236H49ZM66 237V236H65ZM65 237H64V239H65ZM72 237V236H71ZM195 237V238H194ZM242 237V236H241ZM255 237H257V236H255ZM255 237L254 238H252V242H250L251 244L254 242V239H255ZM264 237V236H263ZM262 237V238H263ZM18 238H21L22 239V244H19V243H21V239H19L20 241H17L16 239H18ZM43 238H42V240H43ZM48 238V237H47ZM50 238H53V237H50ZM59 238V237H58ZM66 238H68V237H66ZM178 239V241H181L180 243L179 242H177L176 240ZM210 238H212V239H210ZM257 238H259V237H257ZM49 239V238H48ZM57 239V238H56ZM55 239V240H56ZM63 239V238H62ZM76 239V238H75ZM74 239V240H75ZM100 239V238H99ZM208 239H209V241H208ZM11 240L13 241V243H14V241L16 242L15 244H17L16 245V247L18 248V250H14L13 249V247L11 246ZM53 239H51V241H52ZM59 240V239H58ZM61 240V239H60ZM74 240H72L73 241V243H72V241H71V239H70V241L71 242H68V241H66V239H65V241H66V245H70V244H67V242L68 243H71L72 245L71 246H69V247H71V249H70V251L71 252H69V253H71V256H70V254H68L67 255V253H64V254H66L67 256H69L70 258H68L67 256V258L69 259V260H67V258H63V257H65V255L63 254V251L61 250H59L60 252H61V257H62V259H60L61 257H60V255H59V253L60 252H58V253H55V254H58V256H57V259H58V257H60L58 260H57V262H58V264L60 263V264H81V263H79V260L81 259L79 256H80V252L81 251H79L80 250V245L78 244V250H76V251H78L79 253H77V252H74V253H72L73 251H72V248H73V250L75 251V249L77 248V241H74ZM78 240V239H77ZM239 240V239H238ZM247 240V239H246ZM249 240H250V237H249ZM263 240V239H262ZM261 240V241H262ZM25 241V242H24ZM27 241V242H26ZM65 241L64 242H61L60 243V246H61V244L62 243H64L65 244ZM189 241H191L192 243H195V245H198V248L195 246V245H193L192 243V245L194 246V248L196 249V253H204V255L202 256V259H201V261H199L200 259H197V258H194V256H195V253L192 255L191 253L192 252H190L191 250L189 249V248H191L189 245H188V243H189ZM237 241V240H236ZM256 241V240H255ZM260 241V242H261ZM10 242V243H9ZM23 242H24V244L25 245H23ZM47 242V241H46ZM49 242V241H48ZM59 242V241H58ZM74 242H75V244H74ZM120 242H122V243H124L125 245H124V247L122 246L123 244L122 243H120ZM239 242V241H238ZM248 242V241H247ZM259 242V241H258ZM260 242H259V244H260ZM52 243V242H51ZM50 243V244H51ZM103 243V242H102ZM157 244V246H159L157 249L159 250V251H157V250H155V251H157V252H153V250H152V252L149 250L150 248H153L152 246H153V244ZM176 243H179L180 245H178V246H181V247H179V248H181V249H179V250H181L180 251V254L178 253L179 252V250L177 251V253L175 252V247H176ZM198 243H200L201 245V247L199 246V244ZM249 243V244H250ZM255 243V245L257 244V241L256 242H254ZM253 243V244H254ZM48 244V243H47ZM54 244H55V242H54ZM53 244V245H54ZM104 244V243H103ZM122 244V245H121ZM190 244V243H189ZM225 244H226V242H225ZM234 244H235V241H234ZM234 244H233V247L230 249V248H228V250H229V253L232 255L233 254V252H234V250H236V246H238V245H236V246H234ZM243 244V243H242ZM29 245H31V246H29ZM44 245H45V243H44ZM59 245V244H58ZM66 245H65V247H66ZM102 244H100V246H101ZM230 245H231V243H230ZM246 245H247V243H246ZM43 246V245H42ZM46 246V245H45ZM66 247V250H67V248H69V247ZM73 246V247H72ZM74 246H76V248L74 247ZM98 246V245H97ZM229 246V245H228ZM232 246V245H231ZM230 246V247H231ZM48 247V246H47ZM57 247V246H56ZM81 247H83V246H81ZM150 247V248H149ZM234 247H235V249H234ZM239 247V246H238ZM260 247V246H259ZM264 247V246H263ZM4 248V247H3ZM49 248H50V246H49ZM52 248V247H51ZM62 248V247H61ZM96 248H99V247H96ZM193 248V250L195 251V249ZM225 248V247H224ZM48 249V248H47ZM53 249H54V247H53ZM52 249V250H53ZM56 249H58V248H56ZM55 249V250H56ZM63 249H65V248H63ZM89 249V248H88ZM91 249H93V248H91ZM90 249V250H91ZM213 249V248H212ZM250 249H251V247H250ZM1 250V249H0ZM44 250H46L45 248H44ZM49 250V249H48ZM55 250H53V251H55ZM190 250V251H189ZM254 250V249H253ZM257 250V249H256ZM261 250H263V249H261ZM16 251V252H15ZM50 251H51V249H50ZM125 251V250H124ZM223 251V250H222ZM7 252V251H6ZM47 252V251H46ZM55 252H57V250L55 251ZM83 252V251H82ZM82 252H81V254H82ZM149 252H151V253H149ZM224 252H225V250H224ZM243 252V251H242ZM10 253V254H11ZM15 253H17V254H15ZM39 253V254H38ZM49 253V252H48ZM126 253V252H125ZM182 253V254H181ZM228 253V251H227V255L229 254ZM240 253V252H239ZM11 254V255H12ZM44 254V253H43ZM73 254V255H72ZM79 254V255H78ZM92 254V253H91ZM94 254V253H93ZM156 256H155V255ZM161 254H162V257H165V259L163 258L162 259V257H160L161 256ZM177 254H179V255H177ZM210 254H212V253H210ZM214 255H215V253H213ZM220 254H222V252L220 253ZM219 254V255H220ZM224 254V253H223ZM260 254V253H259ZM263 254H264V252H263ZM2 255V254H1ZM5 255V254H4ZM39 255V256H38ZM45 255V254H44ZM51 255V254H50ZM64 255V256H63ZM87 255V254H86ZM95 255H92V256H95ZM152 255H154L155 257H153ZM179 256V258H177L176 257V259H178L177 261H174L173 260V258H175V256ZM227 255H224V256H227ZM230 255V256H231ZM244 255V254H243ZM251 255V254H250ZM258 255V254H257ZM78 256V257H77ZM89 256V255H88ZM153 257L154 259H152L151 257ZM192 256V257H191ZM212 256V255H211ZM210 256V257H211ZM221 257V255H220V257H221V261H223L224 262V260H227L226 258H228V256L227 257ZM239 256H242V255H239L238 254V258H241V257H239ZM9 257H10V255H9ZM48 257H49V255H48ZM55 257V256H54ZM126 257V256H125ZM235 257V256H234ZM254 257V256H253ZM2 258V257H1ZM51 258V257H50ZM56 258V257H55ZM86 258H88V257H86ZM95 257H94V259H96ZM216 258V257H215ZM42 259V260H41ZM54 259V258H53ZM83 259V258H82ZM81 259V260H82ZM159 259H161V260H159ZM232 259V258H231ZM247 259V258H246ZM249 259V258H248ZM254 259V258H253ZM48 260H50V261H46L47 263L46 264H57L56 262H55V260H53V262L51 261V259H48ZM60 260V261H59ZM61 260H63V261H61ZM65 260V261H64ZM80 260V261H81ZM216 260V259H215ZM240 260V259H239ZM238 260V261H239ZM242 260H243V258H242ZM263 260V259H262ZM96 261H98V260H96ZM125 261H127V260H125ZM167 261V262H166ZM218 261V260H217ZM234 261V260H233ZM245 261V259L243 260V262ZM85 262V261H84ZM91 262V261H90ZM215 263H218V262H216V261H214ZM241 261H239V263H240ZM262 262V261H261ZM86 263H87V261H86ZM89 263V262H88ZM93 263H95V262H93ZM92 263V264H93ZM120 263H122V262H120ZM220 263V262H219ZM222 263V262H221ZM228 263H229V260H228ZM234 263V262H233ZM242 263V262H241ZM240 263V264H241ZM254 263V262H253ZM45 264V263H44ZM97 264V263H96ZM210 264H213V263H210ZM223 264H226V263H223ZM237 264V263H236ZM245 264H246V261H245ZM263 264V263H262Z\"/></svg>", "mask_w": 264, "mask_h": 264}, {"label": "rangeland", "instance_id": "obj_2", "mask_svg": "<svg viewBox=\"0 0 264 264\" xmlns=\"http://www.w3.org/2000/svg\"><path fill=\"white\" fill-rule=\"evenodd\" d=\"M29 1V2H28ZM40 1H41V3H40ZM49 1V0H48ZM47 0H0V64H1V66H3V69H0V70H4V67H7L8 65H10V66H8L7 68H8V70H9V72H8V76L10 77V75L11 76H13V77H11V80H13L12 78H14L16 75H19V76H17L18 78H20L19 80H15L16 82H18L19 84L21 83L22 85H24V82H28V81H31L30 83L32 84H34V82H32V80H35V82H36V80L38 81L37 83V85H40V84H43V85H45L46 86V84H49V82H46L47 80H46V78H47V75H44V78L42 77L43 76V74H41V73H43V72H45L46 74H47V72H48V70L50 69H52V66H55L56 64H61L60 66L58 65V66H55L56 68H58L57 70H56V68H54L55 69V71H54V69H53V71L56 73V74H62V73H59V70H61L60 72H64V71H66V67H67V69H69L71 66L70 65H72V67L70 68V69H72L73 67V69H75V68H77V69H75V70H72V71H79L80 73H82L83 72V74L84 73H86L85 75V77H84V80H86V77H87V79H88V77L90 76L89 74L91 73V72H93V74L94 73H97V75H99V73L98 72H100V77L101 78H105V75H106V81L107 82H109L110 80H113V78H112V74L111 73H109V72H111V61H110V58H109V52H107V50H108V48H109V50H111V47H112V45L110 44L111 43V41H110V34L109 33H107V32H109V30H110V32H111V29L110 28H112L113 26V17H111L112 15L114 16V14H111V13H114V9H115V4H113V3H116V2H114L113 0H98V2L95 0V3H94V0H88V1H91V3H92V6L90 5V2H88V1H85V3L83 2L84 0H82V3H81V0L79 1V0H76L77 2H79V4L76 2H74L73 0V2L71 1V0H67V2H66V0H62L61 2L59 1V0H51L50 2H48ZM60 2V3H58V4H60V5H56V2ZM71 1V2H70ZM93 1V2H92ZM99 1H100V3L101 2H103V4L101 3V7H100V3H99ZM192 1H195V0H185L184 1V5L185 4H187V6H184V7H186L185 8V10L182 12V13H184L182 16V18H180L179 20V22H178V24H180L179 26L181 27V25L182 26H184V28L186 29H184V28H182L181 27V30H180V27H179V30L178 31H180V32H182V29H184L185 31H187L186 33L184 32V34H185V36H186V41H188L189 39V41H191L192 42V40L194 41V39L195 38H197L198 36H196V33H192L191 31H196L197 32V34L199 35V33H198V31L196 30V29H193V27H192V25H193V18L194 17H192V15L191 14H193V16H195L196 15V13L194 14V8H192L193 7V2ZM204 1V0H203ZM202 1V2H203ZM213 2H215V0H212ZM211 1V2H212ZM218 1H220V0H217V2ZM7 2V3H6ZM51 2H53V4H51ZM62 2H66L65 3V6H64V4L62 3ZM71 3L72 5L75 3V5H71V7H69L70 5L68 4V3ZM86 2H88L89 4L88 5H90L89 7H90V9L92 10L93 9V5L95 4V5H97V3H98V5H99V8H94V12H93V10L92 11H90V9H89V7L88 6H86L87 4H86ZM176 2H177V4H179L180 3V0H168V5L166 6V12H168V10L170 11L172 8H173V6L176 4ZM192 2V3H191ZM212 2V3H213ZM10 3V4H9ZM45 3V4H44ZM47 3V4H46ZM50 3V4H49ZM61 3H62V8H60L59 6H61ZM94 3V4H93ZM113 5H112V4ZM204 3V2H203ZM212 3H211V8H214L215 6H217L218 8H219V11H218V8L217 7H215L214 9H216V13H218V12H222V16H223V14H224V16L227 18V16H226V14H225V12L227 11V7H226V9L224 10V7L222 6V7H220L222 4H218V3H221V1L220 2H218L217 3V5L215 4L214 5V3H213V5H212ZM216 3V2H215ZM248 3H250V2H248ZM8 4V5H7ZM27 4V5H26ZM32 4H34L33 5V7H32ZM55 4V5H54ZM67 4V5H66ZM77 4H78V6H77ZM85 5L88 9H89V11H86V7L85 6H83V8H81V6L80 5ZM106 4V5H105ZM18 5V6H17ZM20 5V6H19ZM22 5V6H21ZM25 5V6H24ZM31 5V6H30ZM40 5V7L42 8V6H43V8L41 9V8H38L37 6H39ZM44 5H45V7H44ZM69 5V6H68ZM95 5H94V7H95ZM98 5L96 6V7H98ZM104 5V6H103ZM112 5V6H111ZM172 5V6H171ZM219 5V6H218ZM250 5V4H249ZM2 6V7H1ZM24 6V8H25V10H24V8H21V7H23ZM28 6V7H27ZM34 6H36L37 7V9H38V12H37V9H36V7H34ZM67 6V7H66ZM77 6V7H76ZM213 6V7H212ZM31 7V8H30ZM67 8V10H64V8ZM71 8V10L69 9V8ZM73 7H74V9H73ZM105 7V9L103 10V9H100V8H104ZM112 7H114V8H112ZM168 7V8H167ZM207 7V6H206ZM251 7H252V5H251ZM15 8V9H14ZM19 8V9H18ZM46 8V9H45ZM48 8V9H47ZM65 8V9H66ZM81 9V10H79V9ZM188 8V9H187ZM211 8H209V9H211ZM220 8H222V9H220ZM4 9V10H3ZM22 9L24 10V12H26V13H23V12H21L22 11ZM33 9V10H32ZM43 12L44 10H45V13H47L49 10H50V13L48 12V14L49 15H46V17L47 18H49V19H47L46 17H45V15L43 14V13H41V11ZM44 9V10H43ZM53 9H54V11H53ZM70 11H69V10ZM73 9V10H72ZM75 9H77V10H79V12H82V13H79L78 12V14L76 13V11H75ZM97 9H99L98 11H99V18L97 17L98 16V14H97ZM109 9V12H110V10H111V12L109 13L107 10ZM254 9H256V7H254ZM28 10V11H27ZM47 10V11H46ZM56 10V11H55ZM87 12V14H88V16L86 15L85 16V12ZM103 10V11H102ZM192 10V11H191ZM213 10V9H212ZM210 10L211 12H212V14L211 15H213V17H215V18H217L216 20L213 18V17H211L210 18V16H208V15H210L209 14V12H207V11H205V13H206V15L209 17H207L206 15H205V17H206V21H208L207 20V18L209 19V22H211V21H215V24L216 23H218L219 21V16H220V13H218L217 14V16H214V12H215V10ZM221 10V11H220ZM40 11V12H39ZM60 12L59 14H62L64 17H62V15H60L59 17L57 16V15H59V14H57L58 12ZM66 11V12H65ZM101 11V12H100ZM186 11V12H185ZM187 11H188V13H187ZM209 11V10H208ZM218 11V12H217ZM223 11H225L224 13H223ZM255 11V10H254ZM28 12L31 14V13H34V16L36 17V18H34L33 17V14H32V16L29 14L28 15ZM56 12V13H55ZM63 12H64V14H63ZM75 12V13H74ZM92 12V13H91ZM191 14H190V13ZM193 12V13H192ZM210 12V13H211ZM53 15H52V14ZM54 13L56 14V15H54ZM95 13V16L93 15ZM104 13V14H103ZM216 13H215V15H216ZM227 13V12H226ZM256 13H258V11L256 12ZM22 14H23V16H22ZM25 14V15H24ZM38 14H39V16H38ZM40 14H43L44 16H43V20H41L40 19V17L42 18V15H40ZM66 14V15H65ZM84 14V15H83ZM94 17H91V15ZM100 14H102V15H100ZM165 14H167V13H165ZM165 14H163L164 16H165ZM251 18L250 19H253V16H255L256 14H255V12H253V11H251ZM255 14V15H254ZM69 15V16H68ZM72 15V16H71ZM163 15H160V17L158 16V21H157V23H158V27H160V25L162 26L160 29V31L158 30V36L159 37H157L158 38V44L160 43V46H158L157 45V47H156V49L158 50H156V52H157V54H156V60H161L163 57V54L166 52L167 53V51H166V48H165V50L164 49H161V48H164V47H167L166 46V44L168 45V48L171 50V49H173V50H171V52H170V50H168V48H167V50L170 52H168V55L169 54H171V56H170V61L172 60V62H170L169 60V65H167V58L169 59V57L167 56V54L165 53L164 55L165 56H167V58H163V62L162 61H159L157 64L159 65V67H160V71L162 72V74L164 75L165 73L163 72V71H167V69H170L169 70V73L168 74H170V75H168L170 78L169 79H171V75H172V78L175 80V81H173L172 80V83H171V81H169V83H171L170 84V90H171V87H173L174 86V88H172V90H171V92L173 93L174 91V97L172 96V98L171 99H173V98H175V99H173V102H175V101H180V102H175V105H178V104H180V105H178L177 107L179 108V109H181V110H179L178 111V117H180V119L182 118V119H184V117H185V119H184V121L182 122V123H180L181 121H182V119L180 120V119H178L177 118V116H176V118L178 119L177 120V123L179 124V125H181L182 124V126H185V128H187V130H185L184 129V127H183V129H181L180 128V126H179V128L181 129V132H180V129H179V132H176L175 131V134L177 133V135H175L174 134V131H172L171 133H172V136H171V134L170 135H168V137H173L171 140H170V138L168 139L167 137V141L168 140H170V142L172 143V144H174V140H175V138H177L178 140V144H179V146L180 147H182L181 149H183L184 151L185 150H188V149H186L187 147L189 148V150H190V153L189 154H193V155H191V156H196L195 158H198L199 156H200V158H204L203 160H204V162L205 163H207L208 164V170L211 168H213V170H211L212 172L211 173H209L208 171H206L205 173H204V175L202 176V178L198 181V183H197V187H195V190L196 191H194L195 193H193V191H192V188L191 187H193V185L191 184V183H188V181L186 180V173H187V171H186V167H184V165L183 164H180V166L182 165V167H180L181 169V172L180 173H178V171L176 172L175 171V169L174 168H172V167H174V166H171V167H169L170 169H171V171H173L176 175H175V177H174V173L172 174L171 172H169V173H171L172 174V176L176 179H174V178H170L169 179V181L170 182H174V183H176V185H180V187H181V189H180V187H178V189H179V191H181L180 192V194L181 195H183L184 194V197H185V195H188L189 197H190V203H189V205H190V208H191V206H193V204L192 203H194V206H193V208L195 207V209H197V210H194L195 212H199V213H195L194 211H193V209H192V211H193V213L194 214H196V215H193V213L192 212H190V211H188V213L190 212L191 213V219H192V217H194V219H198V222H199V220H201L200 222H199V229L201 228V225H202V227H204L203 229L206 231V228H207V232H205V233H203V232H201L202 231V228H201V231L199 230L198 231V233L196 232V234H198V235H202V236H205V237H207L206 235H207V233L208 234H210V236L212 235V233H215L216 232V234H217V232H218V235H219V230H220V228H221V225H219V221H218V211H219V209L218 208H220V207H225L226 208V204H228L227 205V210L225 209V211H226V216H225V222H227V223H223L224 225H223V229H222V233H221V236H219V238L216 240V242H215V244L210 248V249H205V250H209V254H208V256L210 255H212L211 257L209 256V258H208V261H210V259L212 260V257L214 256V259L212 260V261H210L208 264H210V263H213V264H223V263H226V264H240L241 262V264H245V261H246V264H264V254H263V252H264V182H260L261 181V179L263 178V177H261V174H259V172L260 173H262V170H261V168H260V165L262 164L261 163V161H263L264 162V160L263 159H261V158H259V160H258V157H257V155H258V153H256V150H255V145H254V142H256L257 141V139H258V141L260 142L261 140H263L264 141V129H263V127L264 126H262V128L260 127V125H261V123H263L264 124V79H262V78H260L261 76H263L264 75V64L261 66V64H258V66H256V67H253V68H249L248 70L249 71H247V73H249L248 75H247V78H246V82H247V80H248V82L247 83H249V84H247L245 81H244V84L240 87L239 85H241V83H232L231 84V77H229V76H227L225 73L226 72H229L228 71V69H233V67L232 66H234L235 67V65H233V62H234V58L236 57V56H234V57H227L228 56V46L225 44L226 43V41H225V43H224V45H225V47H223L224 49L223 50H225V48L227 47V49H226V51H224L223 53L225 54L224 55V57L226 56L227 58H226V60H223V62H224V64H217V62H213V63H209L208 61H207V59L203 62V63H206V62H208L209 64H210V67H209V65H208V63L207 64H203L201 61L199 62L198 60H196L195 59V61H198L199 63H198V66H197V62H194V63H196L195 65H196V67L198 68V70L199 71H197L196 70V67H194L193 66V71H195V73H196V71H197V78H199L198 79V84H199V86H198V84H197V87H196V89L197 88H199V90H202V91H204V95H203V92H202V94L200 95V98H201V96L203 97V96H205V99L207 98V97H209L210 96V93H216V95H214L213 96V98H212V100H211V102H212V109H211V111H212V114L211 115H213V116H211L209 113L208 114H206L207 112H209V111H205V112H203V113H200L201 111H200V107L203 105H201V102L199 103L200 105L198 106V108L199 109H192L193 107H191V109L189 110H187V108H188V105L190 106V105H192L193 104V101L192 100H189V101H191V102H187V100H183L184 99V97H185V95H183V94H185V91H186V88L184 87V86H186V74L184 73V69L183 70H180V69H178V68H176V67H178V66H180V64H176L175 63V65L176 66H174V61H173V59H175L176 60V58H177V54L175 53L176 51H177V48H180V50H181V48L185 45V43L183 42V44L184 45H182V41H183V33H177L178 31H176V33L175 32H172L175 28H173V26H172V24H170L171 23V21H169V17L166 15L165 17L163 16ZM184 15H187L188 17L191 15V17L192 18H190L191 20H192V22H190V20H188L189 18L187 17V16H185V18H184ZM229 15V14H228ZM25 16H27V17H25ZM49 16H52V17H49ZM67 16V17H66ZM77 16V18H74V17H76ZM111 18H110V17ZM164 17V19H163V17ZM221 16V17H222ZM24 17V18H23ZM33 17V18H32ZM54 17H55V19H54ZM60 17H62V18H66V19H68V22H66L64 19H62V18H60ZM91 17V18H90ZM106 17H109V18H106ZM168 17V18H167ZM196 17V16H195ZM230 17V16H229ZM229 17H228V19H227V21H229V23H227L229 26H231L232 24H233V20H232V18L231 19H229ZM30 18V19H29ZM46 19V21H48L49 20V22L51 23V25H50V23L49 22H46V21H44L45 19ZM51 18H53V20L51 19ZM60 18V20L61 21H58L57 22V20ZM72 18V19H71ZM91 20H90V19ZM96 18H98V19H96ZM105 18V19H104ZM188 18V19H187ZM213 18V19H212ZM26 19V20H25ZM29 19V20H28ZM35 19V20H34ZM51 19V20H50ZM70 19V20H69ZM74 19V20H73ZM75 19H76V22L79 24L78 26H77V23L75 22ZM82 20V21H80V20ZM92 19H93V22H92ZM210 19H211V21H210ZM22 20V21H21ZM41 20V21H40ZM64 20V22H66L67 24H64V22H62ZM71 20L72 21H74L75 22V24H76V27H75V24H74V26H73V22H71ZM100 20V21H99ZM105 20H107V21H105ZM186 20H188L187 22H186ZM220 20H225V18H221ZM27 21V22H26ZM56 21V22H55ZM84 21V22H83ZM182 21H184V23H181ZM218 21V22H217ZM26 22V23H25ZM30 22V23H29ZM54 22V23H53ZM80 22H83V23H86V24H83V23H80ZM88 22V23H87ZM95 22V23H94ZM104 22V23H103ZM209 22H207V24L209 23ZM222 22H224V21H222ZM18 23V24H17ZM24 23V24H23ZM46 23V24H45ZM62 25V27H61V25ZM70 23V24H69ZM72 23V24H71ZM111 23V24H110ZM164 23V24H163ZM214 23V22H213ZM220 23V22H219ZM232 23V24H231ZM33 24V25H32ZM38 24V25H37ZM48 24V25H47ZM55 24V25H54ZM57 24V25H56ZM59 24V25H58ZM67 25L68 27H69V30H68V28H67V26L66 27H63L64 25ZM80 24H81V26H80ZM99 24V25H98ZM105 24V25H104ZM185 24H188V26H187V28L185 27ZM189 24H191V26L189 25ZM221 24V23H220ZM226 24V25H227ZM231 24V25H230ZM18 25V26H17ZM47 25V26H46ZM53 25V26H52ZM74 27L73 28V30L74 29H79V30H74V32L72 33L70 30H72V28H70V27H72V26ZM102 25H103V28H102ZM227 25V26H228ZM36 26H37V28H36ZM49 26V27H48ZM56 26V27H55ZM60 27V29H59V27ZM80 26V27H79ZM85 26V27H84ZM87 26V27H86ZM101 26V27H100ZM105 26V27H104ZM165 26V27H164ZM172 26V27H171ZM192 27L191 28V31H190V27ZM226 26V31H228L229 30V27H227ZM13 27V28H12ZM86 31H84V32H82L83 31V29ZM99 27V28H98ZM167 27V28H166ZM231 27H233V25L231 26ZM230 27V29H232ZM55 28H57V30L55 29ZM64 28V29H63ZM66 28V29H65ZM189 28V29H188ZM20 29V30H19ZM48 29H52L51 30V32H50V30H48ZM89 29V32L87 31ZM97 29L99 30V31H97ZM165 29V30H164ZM193 29V30H192ZM42 30V31H41ZM44 30V31H43ZM46 30H48V31H46ZM54 30V31H53ZM62 30H63V32H62ZM80 30H82L81 32H80ZM105 32H104V31ZM108 30V31H107ZM169 30V31H168ZM183 30V31H184ZM16 31H18V32H16ZM52 31H53V34H52ZM67 31V32H66ZM107 31V32H106ZM171 31V32H170ZM191 32V35L189 34V32ZM193 31V32H194ZM230 32H232L233 33V30L231 31V30H229ZM226 32V38H228L229 36H232V35H234V34H232L231 35V33L230 32ZM22 32V33H21ZM55 32H57L56 34H55ZM69 32V33H68ZM78 32H80V35H79V33ZM98 32V33H97ZM104 32V33H103ZM161 32V33H160ZM169 32V33H168ZM21 33V34H20ZM48 33V34H47ZM63 33V34H62ZM76 33V34H75ZM77 33H78V36H76L77 35ZM81 33H83V34H81ZM84 33H86V35H84ZM89 33V34H88ZM163 33V34H162ZM165 33V34H164ZM168 33V34H167ZM170 33H171V35H170ZM176 36V38H172V37H175L173 34ZM216 33V35H218L219 34V30L218 31H216L215 32ZM214 33V34H215ZM227 33H229L228 35H227ZM70 34V35H69ZM72 34V35H71ZM75 34V35H74ZM90 34H92L91 36H90ZM103 34H105V35H103ZM176 34H182V36H180V35H176ZM189 34V35H188ZM192 34H193V36H192ZM195 34V35H194ZM82 35V36H81ZM84 35V36H83ZM99 35H101V36H99ZM121 35H122V33H121ZM120 34H119V38H122V40H123V37H124V35H122L121 36ZM164 35H166V37H163ZM168 35V36H167ZM170 35V36H169ZM173 35V36H172ZM56 36V37H55ZM107 36V37H106ZM109 36V37H108ZM177 36H179V38L177 37ZM184 36V37H185ZM188 36H192L191 38L189 37L188 38ZM196 36V37H195ZM60 37V38H59ZM74 37V38H73ZM78 37H80V38H78ZM86 37V38H85ZM87 37H89V39L87 38ZM92 37V38H91ZM93 37H95V38H93ZM193 37H195L194 39H192ZM237 37V35H234L232 38L235 40V38ZM77 38V39H76ZM93 39V40H91V39ZM102 38V39H101ZM108 38H109V40H108ZM165 38V39H164ZM171 38H172V40H171ZM163 39V40H162ZM177 39H180V42H179V40H177ZM185 39H184V41H185ZM188 39V40H187ZM200 39V38H199ZM232 39V42H234V43H236L238 40L236 39L235 41ZM65 40V41H64ZM80 40V41H79ZM87 40V41H86ZM99 40V41H98ZM121 40V39H120ZM167 40V41H166ZM173 40H176L175 42L173 41ZM182 40V41H181ZM201 40V39H200ZM199 40V41H200ZM228 40H230L231 41V37H230V39L228 38ZM99 43H98V42ZM103 41L105 42V45H103ZM173 41V43H171ZM179 42V44H180V47H179V45H177L178 43H176V42ZM195 41H197V42H192L193 44H194V46H196V48L198 49V46H199V48L200 47H202L203 49L205 48V46L203 47V44H202V46H201V44L200 43H202V42H198V39L196 40L195 39ZM222 42H223V39L221 40ZM230 41H227L228 43L230 42ZM77 42V43H76ZM122 42V41H121ZM121 42H120V44H121ZM167 42V43H166ZM232 42H230L229 44H231ZM69 43H71V44H69ZM101 43V44H100ZM163 43H166V44H163ZM174 43H176L175 45H177V47L176 46H174ZM195 43H197L196 45H195ZM58 44V45H57ZM94 44V45H93ZM173 44V45H172ZM223 44V43H222ZM228 44V45H229ZM66 45V46H65ZM75 45V46H74ZM101 45H103V46H101ZM122 45V44H121ZM165 45V46H164ZM182 45V46H181ZM223 45V46H224ZM58 46V47H57ZM108 46V47H107ZM174 46V47H173ZM101 47V48H100ZM104 47V48H103ZM107 47V49H105ZM175 47H176V50L174 51V49H175ZM73 48V49H72ZM77 48V49H76ZM202 48H200V51H204V50H206V49H202ZM264 48V47H263ZM63 50V51H62ZM73 50V51H72ZM106 51V53H105V51ZM160 50V51H159ZM264 50V49H263ZM68 51V52H67ZM162 51H164V52H162ZM172 51H174V53L175 54H173V52ZM199 51V54L201 53ZM207 51V50H206ZM59 52V53H58ZM127 52V51H126ZM129 53L131 52V51H128ZM127 52V53H128ZM162 52V53H161ZM179 52H181V51H179ZM66 53V54H65ZM128 53V54H129ZM161 53V54H160ZM204 53H205V51H204ZM204 53H202V54H204ZM121 54H123V59L125 58L124 57V51H123V53L121 52ZM130 54H132V53H130ZM159 54V56H157ZM172 54H173V56L174 55H176V57L174 56V58H173V56H172ZM201 54V55H202ZM230 54V53H229ZM240 54V53H239ZM162 55V56H161ZM206 55V54H205ZM231 55V54H230ZM229 55V56H230ZM248 55V57L246 58V59H248V58H250V57H254L255 56V58L256 57H258L256 54H253V52H251V56H249V54H247ZM126 56V55H125ZM127 56H129V57H127ZM126 57L129 59L130 58V55H127ZM160 57H161V59H160ZM172 57V58H171ZM72 58V59H71ZM126 59V58H125ZM125 59H124V61H125ZM164 59H166V61H164ZM225 59V58H224ZM252 59V58H251ZM204 60V59H203ZM249 61H248V63L250 62V59H248ZM75 61V62H74ZM230 61V62H229ZM71 62V63H70ZM162 62V63H161ZM164 62H166L165 64H166V66H165V64H164ZM175 62H177V60L175 61ZM226 62V63H225ZM66 63V64H65ZM160 63V64H159ZM202 63V64H201ZM16 64H17V67H16ZM35 64H37V66L38 65H40V66H38L39 67V70H41V72L37 69L38 67L37 66H35L34 67V65ZM43 64V65H42ZM45 64H47V65H45ZM50 64H51V66H50ZM52 64H54V65H52ZM62 64L64 65H67L66 67L65 66H62ZM70 64V65H69ZM73 64H74V66H73ZM99 64V65H98ZM6 65V66H5ZM12 65V66H11ZM20 65V66H19ZM25 65V66H24ZM30 65H32V68L31 67H29ZM44 66V68L42 67V66ZM69 65V66H68ZM76 65H78L77 67H76ZM161 65H162V67H161ZM163 65H164V67H165V69L163 68ZM178 65V66H177ZM201 65H203V67L201 66ZM206 65V66H205ZM220 65H221V67H220ZM247 65H249V64H247ZM260 65V66H259ZM18 66L19 67H21V68H18ZM24 66V67H23ZM26 66H27V68H31L30 70H32L33 69V71H30L29 69L27 70V68H26ZM46 66V67H45ZM82 66V67H81ZM107 67L106 69H105V67ZM43 69H42V68ZM48 67H49V69H48ZM64 67V68H63ZM79 67V68H78ZM95 67V68H94ZM98 67H100V70H99V68ZM169 67V68H168ZM175 69H174V68ZM182 67V66H181ZM181 67H179V68H181ZM207 67H208V69H209V72H208V70H207ZM219 67V68H218ZM2 68V67H1ZM16 68V69H15ZM35 68V69H34ZM41 68V69H40ZM46 68V69H45ZM60 68V69H59ZM102 68V69H101ZM200 68H202V69H200ZM255 68H259L258 70V72H260V74H259V79L256 81H252L253 80V78L254 77H251L252 76V74L254 75V76H256V73L255 72H253V71H255L256 69ZM261 68V69H260ZM19 69H21V70H24V69H26V71H28L27 72V74H26V72H24V73H22L21 71H18ZM48 69V70H47ZM63 69H65V70H63ZM79 69V70H78ZM80 69H83L82 70V72H81V70ZM91 70L92 69V71H89V70ZM104 69V70H103ZM174 69V70H173ZM176 69H178V71L180 70L181 72H182V75H181V72L179 71H176ZM205 69V70H204ZM218 69H219V71H218ZM255 69V70H254ZM7 70V69H6ZM39 71V72H36V71ZM42 70H44V71H42ZM47 70V71H46ZM95 70H99L98 72L96 71V72H94ZM163 70V71H162ZM173 70V71H172ZM216 70V71H215ZM234 70V69H233ZM233 70H231V71H233ZM253 70V71H252ZM263 71V73H262V71ZM11 71V72H10ZM25 71V70H24ZM53 71H49V73L50 74H52V75H54V72ZM89 71V72H88ZM117 71H119L118 69H117ZM173 73H172V72ZM175 71H176V73L178 72L180 75L179 76H181V79H183V80H181L180 79V77L178 76V73H177V75H175L176 73H175ZM192 71V72H193ZM203 71V72H202ZM213 71V72H212ZM221 71H223V72H221ZM19 72H21V75L23 74H26V76L27 75H29L28 77H26L25 75V77H23L22 78V80H21V75H20V73ZM58 72V73H57ZM104 72V73H103ZM161 72H159V73H161ZM202 72V73H201ZM225 72V73H224ZM250 72L252 73V74H250ZM11 73V74H10ZM15 73V74H14ZM17 73V74H16ZM29 73V74H28ZM33 73L34 74H36L35 76H33ZM40 73V74H39ZM44 73V74H45ZM87 73H89L88 75H87ZM175 73V74H174ZM194 72H193V77L194 76H196V74H195ZM200 73V75H201V77H200V75H198ZM208 73V74H207ZM222 73V74H221ZM262 73V74H261ZM31 74H32V76H31ZM75 74H76V76H78L77 74H78V72H74V77H75ZM93 74H91V76L89 77V78H91L92 76H93ZM102 74H104V76L102 75ZM162 74H159V77H160V75H161V77H162ZM189 74V73H188ZM187 74V75H188ZM195 74V75H194ZM205 74V75H204ZM220 74H221V76H220ZM225 74V75H224ZM22 75V76H23ZM38 75H39V77H41V78H39L38 77ZM40 75H42V76H40ZM59 75V76H60ZM184 75H185V77H184ZM190 75H192V73H190ZM31 76V77H30ZM103 76V77H102ZM109 78H108V77ZM174 76V77H173ZM178 76V77H177ZM216 76H217V78H216ZM218 76H219V78H218ZM46 77V78H45ZM54 77H57L56 75H54ZM99 77V76H98ZM99 77V78H100ZM164 77V76H163ZM163 77H162V79L161 80H163ZM205 77H207V78H205ZM221 77V78H220ZM93 78H95V76H93L92 77V79ZM99 78H98V80H99ZM176 78H178L180 81H177L178 79H176ZM196 78V79H197ZM203 78V79H202ZM251 78H252V80H251ZM264 78V77H263ZM15 79V78H14ZM108 79H110L109 81H108ZM202 79V80H201ZM209 79V81L211 82L210 84H209V81H207ZM249 79H250V82H249ZM260 79H262L261 81H262V86H260V83H261V81H260ZM39 80H42V81H40L39 82ZM43 80H45V81H43ZM89 80V79H88ZM87 80V81H88ZM161 80H160V82L158 81V84H157V87H160V88H156V89H159V90H157V92H156V100L158 101V98H159V100H161V96L163 97L162 99L163 100H165V103H167V102H172V100L170 101V99H166L165 98V96H166V94H165V96H163V93H165V92H163V93H161V91L163 90L164 91V89H163V86H162V83H161ZM218 80V81H217ZM21 81V82H20ZM22 81H23V83H22ZM181 81L183 82V84H184V86H183V84L181 83ZM42 82V83H41ZM76 82V81H75ZM84 82H86V81H84ZM89 82V81H88ZM174 82V83H173ZM180 82V83H179ZM202 82V83H201ZM207 82V83H206ZM255 83V84H257L260 88H258V97H257V99H259L258 100V102L259 103H256V105L257 104H259V108H258V105H257V108L259 109V110H261V111H259L258 109L256 110L258 113H257V115L259 114V116H256L257 118H255V121L253 120V121H251L249 124L250 125H254V126H251L250 127V125L249 124H247L246 126H245V128H243V129H245V130H241L240 132L241 133H237L238 131L237 130H235V129H238L237 127L236 128H234L235 127V125H232V122H234V119L232 118V117H234V116H231V112H233V110L235 109V104H236V108L240 105L242 108H237L238 109V111H236V113H234V115L235 116H237V119H238V115H237V113L238 112H241V110L243 111V107H244V105H246L248 102H247V100L246 99H244L245 97H246V92H247V87H249V85L250 86H252L251 84L252 83ZM29 83V82H28ZM28 83H27V85H26V87H25V89L27 88V89H29V88H31V89H29V90H31V92L32 93H34L35 91H37L36 89H39V91H40V87L42 88V86L43 85H41V86H38V88H35V85L36 84H30L29 83V85H28ZM40 83V84H39ZM77 84H80L81 85V83H83L82 81H80V83L79 82H76ZM76 83H74V85H70L69 84V82H68V86L67 87H69V88H71V90H76L75 88H73V86H75V85H77ZM111 83H112V81H110L108 84H109V86L111 85ZM161 83V84H160ZM176 83H177V86H175L176 85ZM179 83V84H178ZM197 83V82H196ZM253 83V84H254ZM20 84V85H21ZM172 84H174L173 86H172ZM180 84H182V87H180L181 85ZM208 84V85H207ZM33 87V88H35L34 90H33V88L31 87V86ZM36 85V86H37ZM178 85H180V86H178ZM196 85V84H195ZM230 85V86H229ZM248 85V86H247ZM27 86H30V87H27ZM45 86H43L44 88H42L43 90H41L40 92H45L46 91V89H47V87H45ZM79 86V85H78ZM95 85H93V87H91V91L90 92H93L94 93V91H92V90H94L95 89V87H97V86H95ZM162 86V87H161ZM202 86V87H201ZM204 86V87H203ZM225 86V87H224ZM237 86H239L238 88H236ZM101 87H102V85H101ZM176 87H180V88H178V89H176ZM185 88V90H184V88ZM221 87V88H220ZM255 87V88H254ZM254 89L256 90V88H257V86L256 85H254ZM46 88V89H45ZM68 88V89H69ZM94 88V89H93ZM162 88V89H161ZM202 88H205V89H202ZM228 88H235V89H238L239 91V93L241 92V90H243V92H242V94L243 95H245L244 97H242V96H240L241 95V93L237 96V97H234V98H231V99H226V100H220L219 99V96H218V94H221V92L223 93L224 92V89L225 90H227ZM45 89V90H44ZM98 89V87L95 89V92L97 91L98 93H99V90L101 89L100 87H99V89ZM156 89H155V91H156ZM160 89H161V91H160ZM180 89V90H179ZM223 89V90H222ZM250 89V88H249ZM254 89L252 90L253 92H254ZM261 89V90H260ZM78 90V89H77ZM90 90V89H89ZM111 90H115V92L113 93L112 91H111V97L109 96H107V93H106V95H105V98H110V99H108V101L111 103V105H114V109H116L118 106V104L116 105V100H117V98H118V94L116 93V88L114 89V88H111ZM176 90H178L179 91V93L181 94L182 93V95L179 97V95L178 96H176V93L178 94V91L176 92ZM211 90V91H210ZM100 91H102V89L100 90ZM160 91V93H161V95H160V93H158ZM184 91V92H183ZM221 91V92H220ZM170 92V91H169ZM201 92V91H200ZM205 92L207 93V94H205ZM209 92V93H208ZM259 92H260V94H259ZM116 93V94H115ZM171 93V94H172ZM159 94V95H158ZM36 95V94H35ZM38 95V94H37ZM116 95V96H115ZM207 95H209V96H207ZM212 95V94H211ZM260 95V96H259ZM107 96V97H106ZM158 96V97H157ZM168 96V95H167ZM184 96V97H183ZM263 96V97H262ZM104 97V96H103ZM177 97V98H176ZM183 97V98H182ZM218 97V98H217ZM240 97V98H239ZM262 97V98H261ZM112 98V99H111ZM165 98V99H164ZM243 98V99H242ZM185 99H186V97H185ZM203 99H204V97H203ZM202 99V100H203ZM239 99V101H235V100H238ZM257 99H256V101H257ZM36 100H37V102H36ZM111 100V101H110ZM163 100H161V102L163 101ZM216 100V101H215ZM218 100V101H217ZM221 102H220V101ZM185 101L186 103H189L188 105H184V104H186V103H183V102ZM222 101H224V102H222ZM226 101V102H225ZM243 101H244V103L245 104H243ZM30 103H32V104H34L33 106L35 107V103L37 104V103H39L40 104V101H38V99H34L33 101L31 100V101H29ZM113 102V103H112ZM172 102V103H173ZM203 102H204V100H203ZM218 102H219V104H218ZM229 102V103H228ZM233 102H235V104L233 103ZM239 102V103H238ZM30 103H22V104H24L25 106H26V104H28L29 106H31V104ZM44 103H46V102H43V103H41V105L42 106H40L39 104H37L36 105V107H38V106H40V108L42 109V107H45V105H47V104H44ZM157 103H160L159 101L157 102ZM172 103L170 104V105H172ZM177 103V104H176ZM183 103V104H182ZM234 104L233 105V107H231L230 108V104ZM241 103V104H240ZM261 103V104H260ZM226 104V105H225ZM232 104H231V106H232ZM238 104V105H237ZM158 105V104H157ZM160 105V106H159ZM157 107H161L162 108V106L163 105H166V104H164L163 102L161 103V104H159ZM167 105H168V103H167ZM182 105H183V107H185L186 109H184L183 107H182ZM195 105H197V104H195ZM194 105V108L196 107L197 108V106H195ZM224 105L226 106V107H224ZM227 105H228V107H227ZM116 106V107H115ZM193 106V105H192ZM247 106V105H246ZM245 106V107H246ZM156 107V108H157ZM166 108H167V106H165ZM262 107V108H261ZM156 108H155V111H156ZM160 108V109H161ZM166 108H164V110H160L159 108L157 109V111L158 112H156L155 114H158V113H164V111H165V109ZM177 108V109H178ZM190 108V107H189ZM225 108V109H224ZM232 108H234L232 111H231V109ZM41 109H39L40 111H41ZM118 109V108H117ZM116 109V110H117ZM220 109H221V111H220ZM224 109V110H223ZM227 109H229V110H227ZM247 109V107L244 109V110H246ZM39 110L37 109V111L39 112ZM119 110V109H118ZM117 110V111H118ZM166 110H168V111H166V112H168V113H166L165 112V116H167V115H169V112H171V110H170V108L169 109H166ZM192 110H194V111H192ZM197 112H196V111ZM240 110V111H239ZM114 111V110H113ZM159 111H161V112H159ZM181 111V112H180ZM186 111H191L192 113H191V115L189 114L190 112H186ZM228 111L230 112V113H228ZM221 112V113H220ZM185 113H187L186 115H190V116H188L189 118L191 117V120L188 118H186L187 116L185 115ZM200 113V114H199ZM211 113V112H210ZM173 114H177L176 113V111H174L173 112ZM173 114H171L170 113V115H172V116H174ZM183 114V115H182ZM223 116H222V115ZM229 115V117H227L228 115ZM164 115V114H163ZM169 115V118H172V116H170ZM180 115V116H179ZM185 115V116H184ZM194 115V116H193ZM195 115H196V117H195ZM199 115H201V116H199ZM218 115H220V116H218ZM233 115V114H232ZM182 116V117H181ZM227 117V118H225V117ZM262 116V117H261ZM192 117H194V119L192 118ZM209 117H211V118H216V119H214V120H216V121H218V123H219V125L217 124V123H215L216 121H214L213 119L211 120V118H209ZM222 117H223V119H222ZM169 118H168V116H167V118L166 119H168V121H169ZM174 118V120H175V116L173 117ZM173 118H172V120L171 121H174L173 120ZM200 118H202V119H200ZM208 118V119H207ZM230 120H229V119ZM231 118L233 119V121L231 120ZM234 118H236V117H234ZM262 118V119H261ZM65 119V118H64ZM63 119V120H64ZM67 119V118H66ZM193 119V120H192ZM196 119V120H195ZM200 119V120H199ZM225 119H228L229 121H225ZM209 120H211L210 122H209ZM263 120V121H262ZM66 121V120H65ZM171 121L169 122V124L171 123ZM193 123H192V122ZM213 121V122H212ZM224 121V122H223ZM232 121V122H231ZM235 121H237V120H235ZM190 122V123H189ZM195 122H197V123H195ZM199 122H201L200 124H199ZM223 124H222V123ZM227 122H230V124L229 123H227ZM257 125H255L254 123ZM64 123V122H63ZM61 124V126H62V128H64V129H62L60 132L59 131H57V129H58V126H52L51 128H50V131H49V134L51 135V133H52V135L50 136L49 135V138H46L47 139V141H46V139H45V141H46V143H50V141L52 140L53 142L50 144L52 147H53V151L55 150V151H57V149L58 148H60V149H58L59 151H57V153L58 154H55V155H53V157L55 158H57L58 157V155H61V156H59L60 158H68L69 156L68 155H72V154H74L75 152L76 153H78L79 151H80V153L85 149L84 148V143H77V142H75L74 141V136L71 134V131H70V129L71 128H69L70 126H67V125H69V123H64V124ZM165 123H166V120H165ZM173 123H176L175 121L174 122H172L171 124H173ZM176 123V124H177ZM184 123V124H183ZM221 123V124H220ZM235 123V122H234ZM233 123V124H234ZM168 123H167V125H169ZM177 124V125H178ZM187 124V125H186ZM191 124V125H190ZM193 124H196L197 126H195L194 125V127H193ZM204 126H203V125ZM214 124H216V125H214ZM227 124V125H226ZM229 124V125H228ZM262 124V125H263ZM166 125V126H167ZM176 125V126H177ZM208 127H206V126ZM218 125V126H217ZM222 125H223V127H222ZM249 125V127H247ZM175 126V125H174ZM181 126V127H182ZM200 126V127H199ZM216 128H215V127ZM227 126V127H226ZM231 126H232V128H231ZM256 126V127H255ZM56 129H55V128ZM192 127V132L190 131L191 128ZM203 127V128H202ZM213 127V128H212ZM217 127L219 128V129H217ZM220 127H222V128H224V129H222V128H220ZM256 129H255V128ZM258 127H260V131L258 130L259 128ZM54 128V129H53ZM167 128V127H166ZM177 128H178V126H177ZM175 129V130H177L178 131V129ZM190 130H189V129ZM194 128H196L195 130H193ZM227 128V129H226ZM231 128V129H230ZM256 130H254V129ZM53 129V130H52ZM198 129V130H197ZM210 129H212L211 130V132H210ZM215 129H217V130H215ZM246 129H248V130H246ZM254 130V132L257 134L256 136L254 135L255 133L253 132V130ZM263 131H262V130ZM52 130V131H51ZM59 130H60V128H59ZM63 130H64V132H63ZM174 130V129H173ZM183 130V131H182ZM184 130H185V133H183L184 132ZM209 132H208V131ZM215 130V131H214ZM230 130V131H229ZM232 130V131H231ZM233 130H234V132H233ZM252 130V131H251ZM67 131V132H66ZM165 131H166V129H165ZM165 131H163V133L164 134H166V132ZM200 131V132H199ZM217 131V132H216ZM243 131V132H242ZM51 132V133H50ZM57 134H56V133ZM66 133L65 134V136L64 137H61V136H59L60 135V133ZM194 132V133H193ZM214 132V133H213ZM222 132H226L225 134H223ZM229 132H231L232 134H229ZM252 132H253V134H252ZM258 132H259V134H258ZM260 132H263L262 134L263 135H261V133ZM163 133H161V134H163ZM178 133H181V135L180 134H178ZM202 133H203V135H202ZM205 133H206V135H205ZM210 133H213L212 134V137H214V138H212L211 137V135H210ZM236 133V134H235ZM246 133H247V135L248 136H246V137H242V136H245L246 135ZM175 136H174V135ZM192 135V136H190V135ZM209 134V135H208ZM222 134V135H221ZM227 134V135H226ZM234 134V135H233ZM242 136H241V135ZM180 135V136H179ZM183 135H185V136H183ZM207 137V138H209L208 139V141L206 140L207 138L205 137V136ZM216 135V136H215ZM236 135V136H235ZM239 135L241 136V140L239 139ZM260 135V137H258ZM161 137L163 136V135H160ZM164 136H166V135H164ZM189 136H190V138H189ZM199 137V139L201 140L200 142H201V144L199 145H196V147L194 146V145H192V144H195V143H193V141H196V140H198V137ZM218 136V137H217ZM222 136H223V138H222ZM238 136V137H237ZM254 136H255V138H254ZM261 136H263V138H261ZM53 139H52V138ZM191 137H193V138H191ZM197 137V138H196ZM226 137H228V138H226ZM248 137V138H247ZM258 137V138H257ZM232 138V139H231ZM243 138V139H242ZM247 138V139H246ZM257 138V139H256ZM56 139V140H55ZM194 139V140H193ZM196 139V140H195ZM239 139V140H238ZM249 139V140H248ZM251 139V140H250ZM252 139L254 140V142H252L251 143V141H252ZM261 139V140H260ZM50 140V141H49ZM54 140H55V142H54ZM192 140V141H191ZM206 140V141H205ZM209 140H212V141H209ZM216 140V142H214ZM220 140V141H219ZM223 140V141H222ZM233 142H232V141ZM244 140V141H243ZM248 140V141H247ZM49 141V142H48ZM177 141H175V144L176 145H178L176 142ZM227 141H229V143L227 142ZM257 141V142H258ZM263 141H261L260 143V145H262V146H264V142ZM57 142V143H56ZM169 142V141H168ZM169 142V145L171 144ZM191 142V143H190ZM205 144H204V143ZM208 142V143H207ZM215 144H214V143ZM232 144H231V143ZM237 142H238V144H240V146H238V144H237ZM248 142V143H247ZM256 142V143H257ZM258 142V143H259ZM210 143H213V144H210ZM224 143V144H223ZM244 143V144H243ZM251 143V144H250ZM257 143V146L258 147H260L261 148V146L259 145ZM263 143V144H262ZM181 144V145H180ZM203 144H204V146H203ZM206 144H210L208 147H207V145ZM226 144H227V146H226ZM237 144V145H236ZM241 144H243V145H241ZM249 144V145H248ZM202 145V146H201ZM212 145V146H211ZM219 145H222V146H219ZM234 145H236L235 147H234ZM249 147H251V149H249L248 148V146ZM251 145V146H250ZM178 146V147H179ZM198 146H201V147H198ZM241 146H243L242 147V149H241ZM247 146V147H246ZM257 146H256V148H257ZM206 147V148H205ZM225 147V148H224ZM227 147H230V148H227ZM236 147H240V149L239 148H237V150H239V151H243V154H241L240 152V154L239 153H236V152H238L237 150H235L236 149ZM245 147V148H244ZM83 148V149H82ZM185 148V149H184ZM197 148V149H196ZM208 148V149H207ZM214 148H215V150H214ZM220 148V149H219ZM232 148V149H231ZM243 148H244V150L246 149V151L244 152V150H243ZM248 148V149H247ZM194 149V150H193ZM199 149V150H198ZM210 149V150H209ZM219 151H218V150ZM224 149H225V151H224ZM228 149H231V151L232 152H229V150ZM183 150H180V151H183ZM188 150V151H189ZM209 150V152L207 153V151ZM213 150H214V152L216 151V153H212L213 152ZM228 150V151H227ZM252 150H255L254 152L256 153V155H254V153H252V154H250L249 152H252ZM258 150H259V148H258ZM85 151V150H84ZM84 151L82 152V153H84ZM164 151H166L165 149L164 150H162L161 152H164ZM187 151V152H188ZM193 151V152H192ZM196 151V152H195ZM222 151V153H220ZM235 151V152H234ZM241 151V152H242ZM247 151H248V153H247ZM197 152H198V154H197ZM217 152H218V154L220 155H218L217 154ZM227 152V153H226ZM235 153V155L234 154H232L231 155V153ZM258 152V151H257ZM60 153V154H59ZM81 153V154H82ZM167 153L168 152H164V154H163V156L165 157L166 155H167ZM195 153V154H194ZM209 154L207 157H204L205 155H207V154ZM168 154H170V153H168ZM205 154V155H204ZM213 154H216L215 155V158H214V155ZM223 154V155H222ZM226 156H225V155ZM239 154V155H243V156H238L237 157V155ZM246 154H250L249 155V157L250 158H254V160L252 159V160H247V159H245L246 158ZM202 155V156H201ZM255 156V157H253V156ZM68 156V157H67ZM82 156H84V154H82ZM170 156V155H169ZM190 156V157H191ZM213 156V157H212ZM208 157H209V159H208ZM216 157L217 158H219V157H222V158H224V159H221L220 160V158H219V160H217L216 159ZM241 157V158H240ZM245 157V158H244ZM84 158H85V156H84ZM168 157H166V159H167ZM187 158H189V157H187ZM207 159V162H206V159ZM211 158H214V160L215 161H218L217 162V165H219L218 167L219 168H217V165H212V166H210V164H212L213 162H215L213 159L211 160ZM227 158V159H226ZM235 158H237V159H235ZM248 158V157H247ZM81 159H83V157L81 158ZM165 159V158H164ZM232 159H235V160H232ZM242 159H243V162H241L242 161ZM213 161L212 163L211 162H209V161ZM228 160V161H227ZM232 161V162H230V161ZM237 160V161H236ZM83 161V160H82ZM170 161V164L172 165V163H171V160H169ZM168 161V159H167V162H169ZM260 161V162H259ZM51 163L50 164H53V162L52 161H50ZM79 162H81V160L79 161ZM225 162V163H224ZM227 162H229L228 164H227ZM234 162V163H233ZM238 164H237V163ZM242 164L243 163V165H241L240 163ZM260 164H259V163ZM72 163H75V164H78V161H72ZM222 163V164H221ZM75 164H73V169H71V172H72V174H71V176H72V179H70L71 181H73V182H70V183H68L69 185H71L72 187H76L77 186V188H78V186L80 187V188H78V189H80V191L78 192L77 191V188H75L74 190H72V192L71 193H73V194H71V193H69V194H71L70 195V198H68V205L70 204V205H72V204H74V202L72 201V200H74V201H76V204H74V205H72L73 206V208H72V206H65V204H66V202H65V204H64V202H62V200H61V198L62 197H64V198H62L63 199V201L65 200H67V197H66V199H65V196H63L62 195V197H61V195H58V193L57 194H55V193H52V195H51V193L49 194V196H48V194L46 193H44L45 195H46V198L48 197V198H51L50 200H48V199H46V198H44L43 197V195H42V197L41 198H43L42 200L43 201H41V199L39 200V201H41L43 204H41V206H40V203H39V207H40V209H43V206L42 205H44V203H45V208H44V211H46L47 209H50V207H51V209L50 210H52L51 212L53 213V214H55V215H52V213L51 214H49V211L50 210H48V211H46V212H44L43 210L41 211L42 213H40V215L42 214V215H44V218L46 217V216H49L50 217V220H48L49 219V217H47V218H45V219H43V217H42V215H41V217H42V220H43V222H42V225L40 226L41 228H34V227H29L27 230L28 231H26L25 232V229L24 228H26V227H24L23 229V231L21 232V230L22 229H20V233L18 232L19 231V229L17 228V229H15V231L14 232H11V234H13L14 233V235L16 234V237H18V236H23V237H25L26 235H28V238H23V239H25V240H27L26 242L27 243H25L26 244V246L25 247H28L27 246V244L29 243L30 244V242H29V239H30V241H32L31 242V245L33 246L34 244H33V241L35 240L34 239V237H33V233L34 232H36V229L39 231V234H38V236L40 237L39 239H40V241L42 242L41 243V248H42V250H43V252H41L40 251V253H42V254H40L41 256H39L38 258L40 259L41 257H42V259L44 258V257H46V255H47V258H45L46 260H42V261H44V262H42V264H46L48 261H50V260H48V259H51V261L53 262V260H55V262L58 264V262H57V260L61 257V250L63 251V254L64 253H67V255L68 254H70V256H71V253H69V252H71L70 251V249H71V247H69V246H71L72 244L71 243H68V242H71L72 240H74L75 238V240L74 241H77L78 243H77V248H76V246H74L76 249H75V251L73 250V248H72V253H74V252H77V253H79L78 251H76V250H78V244L80 245V250L79 251H83L82 252V254H81V252L79 253L80 254V258L82 259H80L79 260V263H81V264H92L93 262H95V263H93V264H101L100 263V260H102V263H103V259H97L98 257L96 256L97 254H98V252L97 251H99L100 250V248H102L103 247V249L102 250H105L106 248H104L105 247V245H106V243L103 241V236H102V231L100 230V227H99V224H98V215H97V209L96 208H98L99 209V205H97V204H95V202H94V198H93V186H91V184H90V182H91V178H90V176H89V174H90V171H93L94 169L93 168H83V167H81L80 166V168H82L81 170H80V168H79V165H80V163H79V165H75ZM213 164H216V162L215 163H213ZM241 166H240V165ZM256 164V165H255ZM78 166V167H75V166ZM226 165V166H225ZM228 165V166H227ZM259 165V166H258ZM170 166V165H169ZM199 166V169H200V167H202V165L201 164H199L198 165ZM197 166V167H198ZM224 166V169L222 168ZM246 166V167H245ZM228 167V168H227ZM243 167V168H242ZM76 168V169H75ZM216 168V169H215ZM230 168V169H229ZM260 170H259V169ZM75 169V170H74ZM78 169V170H77ZM173 169V170H172ZM232 169V170H231ZM234 169V170H233ZM252 169V170H251ZM72 170H74V171H72ZM214 170H216L215 171V173H214ZM220 170V171H219ZM227 170V173H225V171ZM244 170V171H243ZM249 170V171H248ZM257 170H259V172L257 171ZM218 171V173H216ZM240 171H241V173H240ZM246 171H248V172H246ZM252 171V172H251ZM256 171V172H255ZM87 172V173H86ZM207 172H208V174H207ZM219 172H220V174H219ZM238 173L240 174V176L238 175ZM86 174V175H85ZM171 174L169 175V176H171ZM183 174L185 175V176H183ZM210 174V175H209ZM226 174H227V176H226ZM237 176V177H235V175ZM242 174H244V175H242ZM262 174H264V173H262ZM81 175V176H80ZM210 177H209V176ZM211 175L213 176V177H211ZM214 175H216V176H214ZM217 175H219V177L217 176ZM257 175H259V176H257ZM81 178H80V177ZM87 176V177H86ZM226 176V177H225ZM229 176H230V178H229ZM234 176V177H233ZM257 176V177H256ZM73 177H75V178H73ZM85 177V178H84ZM90 179H89V178ZM207 177H209L210 178V180H207L208 178ZM215 177H217V179L215 178ZM225 179H223V178ZM234 179H233V178ZM238 177H241V178H239L238 179ZM79 178H80V180H79ZM236 178V179H235ZM90 181H89V180ZM204 179V181H202ZM206 179V180H205ZM231 179V180H230ZM238 179V180H237ZM244 179V180H243ZM264 179V178H263ZM79 180V181H78ZM175 180V181H174ZM186 180V181H185ZM227 180H228V183H227ZM240 180V181H239ZM260 180V181H259ZM76 181V182H75ZM210 181V182H209ZM215 181V182H214ZM225 181V182H224ZM231 181V182H230ZM233 181V182H232ZM234 181H235V183H234ZM238 181V183H240V184H238V185H236V187H237V189H235V191H234V193H233V186H234V184H236V182ZM79 184H78V183ZM80 182H82V183H80ZM84 182V183H83ZM180 184H179V183ZM186 184H185V183ZM205 182V183H204ZM206 182H207V184H206ZM217 182V184H215ZM218 182H219V184H218ZM243 182V184H241ZM188 183V184H187ZM203 183V184H202ZM212 184V186H211V184ZM215 185H214V184ZM232 183V184H231ZM234 183V184H233ZM248 183V184H247ZM67 184V188H68V185ZM76 184H78V185H76ZM155 185H156V183H154ZM153 184V185H154ZM201 184V185H200ZM221 184V185H220ZM227 186H226V185ZM233 185L232 187H231V185ZM247 184V185H246ZM251 184V185H250ZM152 186V188H153V190H155V191H158V187H157V185L156 186ZM241 185V186H240ZM208 186H209V188H210V190H208L209 188H208ZM211 186V187H210ZM218 186H219V188H220V186H221V188L220 189H222L223 190V193H222V190H221V194H220V189L218 188ZM246 186H248V187H246ZM190 187V188H189ZM214 187V188H213ZM215 187H217V188H215ZM232 189H231V188ZM235 187V188H236ZM239 187H241V188H239ZM245 187V188H244ZM253 187V188H252ZM70 188V187H69ZM212 188H213V190H212ZM225 188V189H224ZM247 188H249V191H248V189ZM241 189H244L243 191L241 190ZM70 190V191H71ZM82 190V191H81ZM190 190V191H189ZM228 190V191H227ZM237 190H239V191H237ZM245 190H246V192H245ZM261 192H260V191ZM69 190H68V192H70ZM74 191V192H73ZM78 193H80V194H78ZM205 191V192H204ZM231 191V192H230ZM240 191H241V193L242 194H240ZM183 192V193H182ZM192 192V193H191ZM197 192V193H196ZM210 192V193H209ZM226 192V193H225ZM257 192V193H256ZM66 193V192H65ZM74 193H75V195H74ZM82 193H83V195H82ZM158 193V195L160 196V197H162L163 195H160V193L159 192H157ZM187 193H189V194H192L191 196L189 195V194H187ZM208 193V194H207ZM216 193V194H215ZM225 193V194H224ZM230 193V194H229ZM231 193H233V195L231 194ZM256 193V194H255ZM68 194V195H69ZM194 194V195H193ZM204 196H203V195ZM219 194V195H218ZM247 194V195H246ZM44 195V196H45ZM54 195V196H53ZM64 195H67V193L66 194H64ZM74 195V196H73ZM80 195H82L83 196V198H82V196H80ZM201 195V196H200ZM207 195H209V196H207ZM243 197V198H245V199H242L241 197ZM243 195H246L245 197L243 196ZM59 196V199L61 200H58L57 201V197ZM71 196L73 197V198H71ZM158 196V197H159ZM188 196H186V197H188ZM207 196V197H206ZM212 196V197H211ZM262 196H263V198H262ZM53 197V198H52ZM77 197H81L80 199H81V204H80V202H79V198H78V200H77ZM85 197V198H84ZM160 197L158 198V199H160ZM204 197V198H203ZM205 197H206V200H205ZM209 197V198H208ZM231 197V198H230ZM57 198V199H56ZM212 198L213 199H215V200H212ZM240 198V199H239ZM261 198H262V200H261ZM45 199V200H44ZM70 199H71V202H70ZM231 199V200H230ZM254 199H256V200H254ZM50 202H52L53 200L55 201V206H53V208H52V205L48 202V201ZM163 200H165V198H164V196H163V198H161V201L158 203V206H157V208H156V211L157 212H160V209L161 210H165V212H166V214H168V213H170V214H168V216L170 215V216H172L173 217V222H172V224H173V227L176 225V229H177V231L178 230H180V228H182V227H180L179 225H181L182 226V223H183V221H181V220H178V219H180L179 217L181 216L179 213L177 214V212L174 210L173 211V209H171V206H169V205H166V204H169L168 203V200H165V201H163ZM212 200V201H211ZM224 201V203H223V201ZM236 200V201H235ZM45 201V202H44ZM85 201V204H82V202H84ZM167 201V202H166ZM232 201V202H231ZM256 201V202H255ZM60 204V203H62V204H60V206L57 204ZM87 202V203H86ZM162 202V203H161ZM196 202V203H195ZM209 202H210V204H209ZM228 202V203H227ZM259 202H261V203H259ZM46 203H47V205H48V203H49V205H48V208H46ZM208 203V204H207ZM216 203V204H215ZM219 203V204H218ZM80 204V205H79ZM88 204V205H87ZM165 204V205H164ZM262 204V205H261ZM96 205H97V207H96ZM189 205H188V208H189ZM202 205V206H201ZM209 205H211V208L209 207ZM218 205H219V207H218ZM224 205V206H223ZM50 206V207H49ZM58 206V209L60 208V211L59 210H56L57 207ZM65 206V207H64ZM75 206V207H74ZM83 206V207H82ZM88 206V207H87ZM95 206V207H94ZM201 206V207H200ZM214 206H215V208H214ZM237 206V207H236ZM42 207V208H41ZM63 207V208H62ZM70 209H69V208ZM163 207V208H162ZM166 209H165V208ZM170 209H169V208ZM203 207V208H202ZM240 207V208H239ZM262 207V208H261ZM75 208V209H74ZM77 208V209H76ZM83 208V209H82ZM189 208V209H190ZM207 210H206V209ZM215 210H214V209ZM236 208V209H235ZM46 209V210H45ZM63 209V210H62ZM65 209V210H64ZM82 209V210H81ZM158 209H159V211H158ZM200 209V210H199ZM207 211V213L208 214H206V211ZM81 212H80V211ZM86 210V211H85ZM163 210V211H164ZM167 210V211H166ZM217 210V211H216ZM235 210H237V211H235ZM239 210V211H238ZM54 211V212H53ZM56 211H58V212H56ZM63 211V215H61L62 212ZM76 211H77V213H76ZM87 213H85V212ZM171 211L173 212V213H171ZM204 211H205V214H204ZM216 211V212H215ZM48 212V213H47ZM64 212L66 213V215L64 214ZM83 212V213H82ZM165 212H164V214H162V215H165V217H166V214H165ZM168 212V213H167ZM211 212V213H210ZM218 212V213H217ZM263 212V213H262ZM47 213V214H46ZM57 213V214H56ZM60 213V214H59ZM84 213H85V216H83L84 215ZM107 213L110 215V221H111V223H114V219H113V215H114V211H113V209H111V207L108 209V211H107ZM163 213V212H162ZM189 213V214H190ZM49 214V215H48ZM173 214V215H172ZM57 215V216H56ZM61 216L60 218H58L59 216ZM72 215V216H71ZM80 215H82L83 217H82V219H80L81 218V216ZM161 215V219H163V220H165V217H163ZM177 215V216H176ZM178 215H180V216H178ZM208 215V216H207ZM64 216H65V218L67 217L68 218V216H71V218L69 217V219L68 220H70L69 222H67L66 224L65 223H62L63 221H67L66 219H64ZM80 216V217H79ZM168 216L166 217V218H168ZM200 216V217H199ZM54 217H55V219H54ZM78 217V219H76ZM86 219H85V218ZM206 217V218H205ZM209 217V218H208ZM216 217V218H215ZM176 218H178V219H176ZM202 218H204L203 219V221H202ZM48 221H51V222H47V220ZM58 220V221H60L63 225H61V223H59V225L62 227V228H64V226H66L64 229H65V231H64V229L62 230V231H64V233L63 232H60L61 234H59V231L62 229L61 227L59 228L58 226H56L55 227V231H54V226L53 227H51L52 225H54L53 224V221L54 220ZM59 219H63L62 221L61 220H59ZM72 219V220H71ZM80 219V220H79ZM169 219V218H168ZM190 218H189V220L192 222V221H194L195 222V220H191ZM197 219H196V222H197ZM214 219H217V220H214ZM228 219V220H227ZM44 220H46V222H44ZM88 220V221H87ZM177 220V222H174V221H176ZM94 221V222H93ZM205 221H207L206 223H205ZM259 221V222H258ZM263 221V222H262ZM85 222V223H84ZM88 222V223H87ZM93 222V223H92ZM165 222V221H164ZM181 222V223H180ZM194 222H192L193 223V225L196 223H194ZM198 222L194 225V227L195 226H197V224H198ZM204 222V223H203ZM210 222V223H209ZM47 223H50L51 225H48V226H46V224ZM72 223V224H71ZM77 223V224H76ZM174 223H176V224H174ZM192 223H191V228H192V230H194V231H197L198 230V228H197V230L192 226ZM201 223V224H200ZM261 223H263V225L261 224ZM43 224H45V225H43ZM65 224V225H64ZM71 224V225H70ZM87 224H89V226L87 225ZM98 224V225H97ZM207 224V225H206ZM210 224V225H209ZM244 224V225H243ZM250 224H251V226H250ZM70 225V226H69ZM77 225V226H76ZM84 225V226H83ZM243 225V226H242ZM247 225V226H246ZM249 225V226H248ZM253 225H254V227H253ZM257 226V228H256V226ZM67 226H69V227H67ZM98 226V227H97ZM43 227H46V229L45 228H43ZM50 228V229H48V228ZM177 227H180L179 229L177 228ZM198 227V226H197ZM211 227V228H210ZM259 227H260V229H259ZM263 227V228H262ZM68 228V229H67ZM70 228V229H69ZM73 228V229H72ZM175 228V227H174ZM191 228H190V230H191ZM262 228V229H261ZM12 229H14V228H12ZM12 229H11V231H12ZM31 230V233L29 232L30 230ZM56 229H60L59 231H58V233H57V231H56ZM117 229V228H116ZM255 229V230H254ZM257 229V230H256ZM4 230V229H3ZM35 230V231H34ZM203 230V231H204ZM213 230V231H212ZM217 230V231H216ZM251 230H252V232H251ZM40 231H41V233L42 234H40ZM46 231V232H45ZM66 231H67V234H65L66 233ZM177 231L176 232H174V233H172V236L173 235H177L176 233H177ZM181 231V232H180ZM180 231H178V235H177V238L178 239H180L181 238V233H182V230H180ZM193 231V232H194ZM5 232V231H4ZM26 233V235H24V233ZM28 232V233H27ZM210 232V233H209ZM247 232V233H246ZM250 232V233H249ZM263 232V233H262ZM6 234H7V231L5 232ZM23 233V234H22ZM69 233V234H68ZM96 233V234H95ZM253 233V234H252ZM20 234H22V235H20ZM30 234H31V236H32V238L30 237ZM52 234V235H51ZM56 234V236H53V235H55ZM64 234H65V236L66 237H68V238H66L65 236H64ZM195 234V233H194ZM195 234V235H196ZM204 234H206V235H204ZM216 234H215V236H216ZM252 234V235H251ZM14 235H11L12 236V240H13V238H16ZM45 235H47V236H45ZM70 235V236H69ZM171 235V234H170ZM195 235H193V236H195ZM217 235V236H218ZM254 235V236H253ZM261 235V236H260ZM14 236V237H13ZM46 237V238H43V237ZM53 237V238H50V237ZM72 236V237H71ZM172 236H169V237H172ZM175 236H173V238L175 237ZM180 238H179V237ZM197 237V235H196V244H197V240L199 241L200 239H202V238H204L203 240H207V238L209 237V235H208V237L205 239V237ZM214 236V235H213ZM214 236V237H215ZM242 236V237H241ZM255 236H257V237H259V238H257V237H255ZM49 239H48V238ZM59 237V238H58ZM64 237H65V239H66V241H68L67 242V244H70L69 246L68 245H66V241H65V239H64ZM249 237H250V240H249ZM255 237V239H254V242H256L257 241V244L255 245V243L253 244H251L250 242H252L253 240H252V238H254ZM263 237V238H262ZM22 238V237H21ZM21 238H18V239H16L17 241H20L19 239H21ZM42 238H43V240H42ZM57 238V239H56ZM63 238V239H62ZM100 238V239H99ZM176 238V239H177ZM195 238V237H194ZM34 239V240H33ZM51 239H53L52 241H51ZM56 239V240H55ZM59 239V240H58ZM61 239V240H60ZM70 239H71V241H70ZM78 239V240H77ZM178 239L176 240L177 242H181V241H178ZM210 239H212V238H210ZM239 239V240H238ZM247 239V240H246ZM263 239V240H262ZM11 240V246L13 247V249L15 250L17 247H16V245L17 244H15L16 242L14 241V243H13V241ZM181 240V239H180ZM203 240H201L202 241V243H204L203 242ZM237 240V241H236ZM256 240V241H255ZM262 240V241H261ZM1 241V240H0ZM47 241V242H46ZM49 241V242H48ZM59 241V242H58ZM65 241V244L64 243H62L61 244V246H60V243L61 242H64ZM201 241H199L200 243H201ZM208 241H209V239H208ZM211 241V240H210ZM209 241V242H210ZM234 241H235V244H234ZM239 241V242H238ZM248 241V242H247ZM260 242V244H259V242ZM25 242V241H24ZM24 242H23V245H25L24 244ZM35 242H37V240L36 241H34V243ZM52 242V243H51ZM54 242H55V244H54ZM104 244H103V243ZM225 242H226V244H225ZM44 243H45V245H44ZM48 243V244H47ZM51 243V244H50ZM72 243H73V241H72ZM120 243H122V242H120ZM179 243H176L177 245H176V247H175V252L177 253V251L179 250V249H181V248H179V247H181V246H178V245H180ZM190 243V244H189ZM189 243H188V245L191 247V248H189L190 250V252H192L191 254L193 255L194 253H195V256H194V258H197V259H200L199 261H201V259H202V256L204 255V253H196L197 251H196V249L194 248V246L193 245H195V243H192L191 241H189ZM193 245H192V244ZM200 243H198L199 244V246L201 245ZM230 243H231V245H230ZM243 243V244H242ZM246 243H247V245H246ZM250 243V244H249ZM19 244H22V239H21V243H19ZM54 244V245H53ZM59 244V245H58ZM74 244H75V242H74ZM100 244H102L101 246H100ZM123 244V245H122ZM121 245L124 247V243H122ZM233 244H234V246H236V245H238V246H236V250H234V252H233V254L231 255L230 253H229V250H228V248H232L233 247ZM31 245H29V246H31ZM43 245V246H42ZM65 245H66V247L68 246L69 248H67V250H66V247H65ZM98 245V246H97ZM229 245V246H228ZM48 246V247H47ZM49 246H50V248H49ZM57 246V247H56ZM81 246H83V247H81ZM197 248H198V245H195ZM231 246V247H230ZM260 246V247H259ZM4 247V248H3ZM52 247V248H51ZM53 247H54V249H53ZM62 247V248H61ZM73 247V246H72ZM96 247H99V248H96ZM126 249H122V251L123 252H121L122 254H120V256H119V258H120V262H122V263H120V262H118V264H129V262H128V258H129V255H130V249L128 248V245L126 244ZM153 248H150L149 250L152 252V250H153V252L155 253V252H157V251H159L158 249V247L159 246H157V244H153V246H152ZM201 247V246H200ZM225 247V248H224ZM250 247H251V249H250ZM44 248L46 249V250H44ZM49 250H48V249ZM56 248H58V249H56ZM63 248H65V249H63ZM89 248V249H88ZM91 248H93V249H91ZM158 248V249H157ZM193 248L195 249V251L193 250ZM213 248V249H212ZM0 264H4L6 261H7V259L9 260V258L12 260V258L11 257H13V254L10 252V251H8L7 250V248H6V246L4 245V243H0ZM50 249H51V251H50ZM57 250V252H55V251H53V250ZM91 249V250H90ZM234 249H235V247H234ZM254 249V250H253ZM257 249V250H256ZM261 249H263V250H261ZM16 250H18V248L16 249ZM60 250V251H59ZM96 251V255H95V252H92V251ZM125 250V251H124ZM155 250H157V251H155ZM223 250V251H222ZM224 250H225V252H224ZM7 251V252H6ZM47 251V252H46ZM180 251L181 250H179V254H180ZM227 251H228V255H227ZM243 251V252H242ZM16 252V251H15ZM49 252V253H48ZM58 252H60L59 253V255H60V257H58V259H57V256H58V254H55V253H58ZM100 252V251H99ZM126 252V253H125ZM151 252H149V253H151ZM152 252V253H153ZM199 252V251H198ZM222 252V254H220ZM240 252V253H239ZM12 255H11V254ZM45 255H44V254ZM92 253V254H91ZM94 253V254H93ZM210 253H212V254H210ZM213 253H215V255L213 254ZM224 253V254H223ZM260 253V254H259ZM2 254V255H1ZM5 254V255H4ZM15 254H17V253H15ZM39 254V253H38ZM51 254V255H50ZM78 254V255H79ZM87 254V255H86ZM156 254V253H155ZM154 254V255H155ZM179 254H177V255H179ZM182 254V253H181ZM221 255V257H223L224 255H227L228 256V258H226L227 260H224V262L223 261H221L220 259H221V257H220V255ZM238 254L239 255H242V256H239V257H241V258H238ZM244 254V255H243ZM251 254V255H250ZM258 254V255H257ZM9 255H10V257H9ZM44 257H43V256ZM48 255H49V257H48ZM57 255V256H56ZM65 255V257H63L64 259L65 258H70L69 256H67L66 254H64ZM63 255V256H64ZM73 255V254H72ZM89 255V256H88ZM92 255H95V256H92ZM154 255H152L153 257H155ZM175 256V258H173V260L174 261H177L178 259H176V257L177 258H179V256ZM231 255V256H230ZM56 258H55V257ZM67 256V257H66ZM126 256V257H125ZM227 256H224V257H227ZM235 256V257H234ZM254 256V257H253ZM2 257V258H1ZM51 257V258H50ZM72 257V256H71ZM78 257V256H77ZM86 257H88V258H86ZM94 257L96 258V259H94ZM151 257V256H150ZM153 257H151L152 259H154ZM160 257H162V254H161V256ZM192 257V256H191ZM216 257V258H215ZM54 258V259H53ZM67 258V260H69ZM156 258V257H155ZM165 259V257H162V259ZM220 258V259H219ZM232 258V259H231ZM242 258H243V260L245 259V261L243 262V260H242ZM247 258V259H246ZM249 258V259H248ZM254 258V259H253ZM60 259H62V257L60 258ZM157 259V258H156ZM216 259V260H215ZM240 259V260H239ZM263 259V260H262ZM66 260V259H65ZM64 260V261H65ZM96 260H98V261H96ZM125 260H127V261H125ZM159 260H161V259H159ZM218 260V261H217ZM228 260H229V263H228ZM234 260V261H233ZM241 261L240 263H239V261ZM47 261V262H46ZM60 261V260H59ZM61 261H63V260H61ZM85 261V262H84ZM86 261H87V263H86ZM91 261V262H90ZM156 261H158V260H156ZM156 261H155V259L154 260H151V263L152 262H154L155 264H156ZM214 261H216V262H218V263H215ZM262 261V262H261ZM89 262V263H88ZM167 262V261H166ZM220 262V263H219ZM222 262V263H221ZM234 262V263H233ZM254 262V263H253ZM60 264V263H59ZM153 264V263H152ZM158 264H160V263H158ZM162 264V263H161ZM164 264V263H163ZM174 264V263H173Z\"/></svg>", "mask_w": 264, "mask_h": 264}]
</instances>
